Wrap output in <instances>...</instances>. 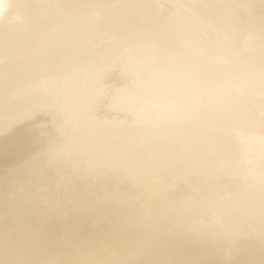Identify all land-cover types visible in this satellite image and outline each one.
Listing matches in <instances>:
<instances>
[{"label": "rangeland", "instance_id": "374dc122", "mask_svg": "<svg viewBox=\"0 0 264 264\" xmlns=\"http://www.w3.org/2000/svg\"><path fill=\"white\" fill-rule=\"evenodd\" d=\"M12 1L13 0H10L8 4L11 5ZM15 1H17V0H14V2ZM22 1H24L23 3H25V0H22ZM22 1L20 2V0H19L17 2L22 3ZM26 1L28 2V0H26ZM30 1H32V0H30ZM44 1H45V3H43ZM57 1L58 0H53V1L52 0H50V1L49 0H40V3H39V0H36L35 3L36 4L39 3L38 7L36 6L38 9L35 8L37 10H36V12L34 10L35 13L34 12L33 13H34V16L38 14L37 18H36L37 20L34 19V16L31 17L32 20L31 19L29 20L28 17H30V15L28 16V14L30 11L27 13L24 9V11L27 14L23 13L24 11L17 12L22 7H19L20 9H18V6H16L17 7L16 13H15V10H14V12L12 10V14L14 13L17 15L16 17H14V18H16L15 19L16 21H14V22L11 21V23L15 27H20L22 24V26L20 28H22L23 30L21 29L22 30L21 31V30H19V28H18V30L22 33L24 32V33L29 34V32H30L29 37L32 40L34 38V41H37V42H34V45L36 43L38 44L39 40H40V42H39V44H40L41 41L44 40V38L47 39L46 35H45V37H44V35L43 36H39V34L37 35V33H38L37 31L39 29H41V27L44 25V24L42 25L43 22H49L50 25L47 23L46 26H44L45 28L42 27V29L39 30L40 32L45 30V29H48V28L52 29L54 27V25L56 24V26H57V24L59 22H61V24H58V27L62 26V28L61 27L60 28L64 29V30H65V28L63 26L66 25V23H68V24L72 23L71 25H74L75 21L78 22V20L76 18L79 17V14L76 13L78 15V16H76V14L74 12L75 9L73 11V7L77 8L80 4H83V3H80V4L77 3L78 4L77 5L76 2H73L74 0L73 1L72 0H62V1L60 0L61 4H58V3H60V1H58V2ZM63 1H67L65 3H67V4L70 3V5L73 6L72 10H70L71 7L70 8L67 7V8H68V11L69 10L73 11L72 14L74 13L75 15L73 14V16H72L71 14H69L70 12H67V16H66V14H64V12L67 11V10H65L66 7H64V6H67V5ZM132 1L133 0H131L130 2L132 3ZM152 1H153L152 2V5H153L155 0H152ZM239 1H243V2H239ZM239 1L238 0H227L229 6L225 9L220 8L218 6V0H157V1H155L154 6H151V4H150L151 1L145 2L146 5L150 4V6H144V3H142L143 4L142 5V4H140L141 2L140 3L138 2L141 6L140 9H139V7H140L139 4L137 3L139 6L137 8L140 11L138 10L139 13L136 12L134 14L135 16H132V20L135 22V21H138L140 19L139 17H141L140 20L143 19V21L145 23H142L143 21L142 22L138 21L139 23L134 24V22L132 21L129 24L131 25L130 27H132L131 29H132L133 33H134L133 29H135V34H137V33L143 34L144 40H142L143 37L139 34L138 35L141 38H140V40H138L139 36L136 35V37L138 36L136 40L140 41L141 46L139 45L138 41H137L138 43L133 42L132 44H130L129 48H127V52H124V54L122 53V54L118 55V57L112 63H110L109 66L103 71L102 77L94 80L95 83L93 82L91 84L93 87L92 86H90L91 88L89 87V90H90L89 92L92 93V95H93V93H94V95L96 93H98L97 94L98 97L96 96L97 99L94 100V103H92L94 105V107H93V109L90 110V112H89L90 114L87 115V116L93 115L94 117H92V118L97 120L100 124L108 125V129L110 131H113L115 129L114 127H113L114 129H112V127L110 129L109 128L110 124H112V126H118L120 129V132H122V133L125 132L124 134L128 137V139H133L134 142L131 141L130 145H129V143L124 144V145L118 144L119 152H117V150H118L117 146L115 147V148H117V150L115 148H113L116 151L111 148V149H109L108 152H107V149H105V151L103 152L102 151L104 149L103 148L101 150L102 152L93 156V162L89 161L90 164H88L86 162V161H88V158H90V156L87 157L88 155H84L83 156L84 159H83L82 157L80 158L79 154H81V156H82L84 153H81L82 151L77 152L76 154L73 155V157L74 158L79 157L78 159L81 160L82 165L84 163L82 161V159L86 162L84 164H88V165H85V166H87L85 168V169H87L86 170L87 172H85L84 169L82 170V168L78 169L77 168L78 166H76L77 170H73V169L71 170L72 167L67 168L66 166H64V167L62 166L61 167L62 169L61 168L60 169H61V171H63L62 172L63 174L66 173L68 170H69L68 171L69 173H70V171H74V172H72L71 175L69 173L65 174V175L70 176V178L69 177L67 178V176H65V179L67 178L66 179L67 181H65L66 184H65V182L62 181L63 179L61 180L59 178V176L61 174L59 176H56L57 175L56 173L59 172V170H60V169H58L59 168L58 166L56 168L53 167L54 171L56 169L58 170V171H56V173H54V171H52V169L49 168V169H51L52 173H54L52 175L54 177L55 176L58 177L59 179L55 178V179H58L55 181H54V179H52L54 182H51V180H49L50 182L48 181L49 183H45V184H42L44 182L41 181V185L39 187H37V190H38V192H41L42 194H44V193L48 194L50 196L51 203L55 204V207H54V210L49 208L50 211L43 210V211L39 212V214L37 215L38 216L37 221H36V223H34L35 226L38 227L37 228L38 232H36V233H38L37 236L39 237V234H40L39 239L41 240L43 238L44 243L41 242V241H43V239L40 241L39 239H37L38 237L36 236V234H34L37 237L36 239L41 242L40 243L41 246L37 240L34 241L32 239H31L32 240L31 242H33V241L34 242L32 243V246L30 245V246H28V248L26 247V245H27L26 242L25 243L22 242L24 244V247H22L23 244H22V246L19 244V243H21V240L19 241L18 238H16V237L20 235V232H23L24 230H26L27 227L29 228L28 222H25L24 224L21 225V227H19L20 228L19 232L16 231L15 229L12 230L10 228L9 229L10 232L8 233V235H5V233L3 232L1 225H0V264H97V262L100 263L101 261L103 262V264H105L104 262H107L108 260H110V262H108L107 264H111V262H112V264H133L132 262L135 260V258H136L135 262H137L138 264L139 263H141V264H143V263L144 264H150V263L154 264V261L156 264H171L172 262L174 263V261L178 264H184V263L185 264H195V263L196 264H229V263H231V264H260L261 263L262 264V262L264 261V260H262L264 258L263 257L264 256V123H263L264 122V120H263L264 119V114H263L264 108L260 107L257 104H260V102H262L260 105L263 104L264 87H263V90L258 89V90H260V93L258 91V94L256 95L257 90H254V88H252V86L248 82L247 83L251 87H247L246 83H244L245 85L242 86V83L244 81L240 80V79H241V77H244L242 75H246L249 70L251 73L254 74V71H256L255 66L258 68L257 65L260 66V68L257 69V72L260 71L259 72L260 75H258L257 72L254 75H251V73L249 72L250 73L249 76H252V77L254 76L253 78L251 77V79L255 80L256 78H258V76H261L262 71L264 73V66L261 67V64L264 62V59H263L264 58L263 57L264 56L263 55L264 54V0H239ZM52 2H55V3H52ZM142 2H144V1H142ZM41 3L43 4V7H42ZM56 3L60 6H58ZM71 3H73V4H71ZM120 3H122V1H120L119 4ZM124 3L128 4V2L126 3V1H124ZM131 3H129V4H131ZM16 4L17 3L15 2V4H13V5L15 6ZM48 4H50L52 7ZM74 4H76L77 7L74 6ZM234 4H235V7H234ZM155 5H156V8L154 9L153 7H155ZM14 6H13V9H14ZM44 6H46V7H44ZM48 6H50L51 8ZM61 6H62V8H64L63 9L64 11L62 10ZM68 6H69V4H68ZM80 6H81V9H83V11H85L87 13V15L89 13H91L92 11H94L93 9L91 10L93 5L92 6L86 5L85 6V4H83V6L85 7V10H84V8H82V5H80ZM143 6H144V8H142ZM10 7H12V5ZM87 7H88L89 11L86 9ZM151 7L153 8V12L155 11V13H158V14L151 13L152 12ZM46 8L48 9V11H46V12H49V13L45 12V10H47ZM55 8H57L56 11L61 8L60 11L63 13H60V11L56 12ZM79 8L80 7H78L77 9H79ZM231 8H233L234 10ZM143 9H144V11L147 10L146 14H145V12L143 13ZM90 10H91V12H90ZM79 11H77V12H79ZM41 12L43 13V15H41L42 14ZM51 12H52V14L55 12L56 14L54 13L53 15H51ZM20 13L25 14L27 17H25L24 15L22 16ZM44 13L47 14V15L45 14L46 17L44 15ZM81 13H83V12H80V15H81L80 19H79L80 21L82 20L81 17L83 16ZM86 13H83L84 16L86 15ZM92 13H91V15H93ZM141 13H142L143 18L141 16ZM138 14H139V16H138ZM58 15H59V17H57ZM70 15H71V19H70ZM94 15L92 17L96 18L97 15H95V16ZM136 15L138 16V18ZM65 16L69 20H73V18L75 16V19H74L75 21L70 22L68 19H64V18H63L64 20L61 19V17H65ZM84 16H83V18L85 20H87V18H85ZM41 17L45 18V20L43 19V21H42ZM52 17L56 18V20L58 18L59 22H56V20H54V23H53ZM87 17H89V16H87ZM144 17H145V19H144ZM25 18H28V19L25 20ZM38 18H41V19H38ZM49 18H52V19H49ZM156 18H157V20H156ZM18 20L20 22H18ZM27 20H28V22H26ZM33 20H35V21H33ZM46 20H48V21H46ZM65 20L69 21V22H66ZM159 20H160V22H158ZM31 21H33V22H31ZM62 21H63V23H62ZM202 21L204 24L206 23L207 26L201 25L199 23ZM16 22H17V24H16ZM146 22L149 24H152L151 27H149V24H147ZM19 23H21V24H19ZM40 23H41V25H40ZM82 23L83 22L81 21L79 24H82ZM155 23H157V24H155ZM159 23L161 24V26L159 25ZM25 24H26V26H25ZM32 24H33L34 28L32 26H30ZM51 24H52V27H51ZM124 24H126V22L123 23L122 25H124ZM129 24L127 23V25H124L123 27H122V25H120V26L122 28H124L125 30H129L130 29V27L128 26ZM143 24L144 25L146 24L144 26V28L145 27L147 28V25L149 27V30H146V32L142 28ZM48 25H49V27H47ZM71 25H69V27H68V25H67V27L65 26L66 30L67 29L70 30ZM132 25H134V26H132ZM154 25L156 26V28ZM56 26L54 28L59 29L58 27L56 28ZM75 26H76V28L71 29V30L74 31V30L78 29L77 23L73 27H75ZM79 26H81V25H79ZM125 26H127L129 29L125 28ZM163 26H164V28H163ZM37 27H40V28L37 29ZM150 28L152 30L154 29L153 32ZM34 30H36V31H34ZM136 30H142V33L140 31L137 32ZM157 30L159 31L158 34H161L160 37L161 36L164 37V41H162L163 40L162 37L161 38L158 37ZM26 31H28V32H26ZM148 31H149V33H151V32L152 33L149 34ZM161 31H162V33H160ZM20 32H18V33H20ZM28 34H24V35L21 34L24 38H22L20 35V38L18 40L19 48L17 47L18 46V43H17L15 50L20 51V49H21L20 44L21 43L25 44L24 40H26L28 38ZM145 34L147 36L148 35L154 36V37L148 36L149 39L146 38L147 41L152 40L149 43H154L155 41H158V42H155L154 44L155 45H156V43L159 44L158 45L159 47H161V46L163 47L164 46L163 44H165V46L163 47V50H160L162 48H160V49L158 48L159 52L160 53L162 52V55H160V53H156L158 55H155V54L153 55L152 53H150L151 56L149 57L150 60H151V58H154V57H156V58L159 57V58H157L159 60L162 58V60L164 59L163 61L167 60L166 64H164V62L161 60H160L161 61V63H160L159 60H157L155 58H154V60L158 61V63L156 61L153 62L154 61L153 59L151 60L154 63L153 64L151 62V65L153 64L155 66V68L157 66L156 69H154V67H153V71L158 70V67H160L158 64H160L162 66L164 64V66H166V70H168V72H166L164 70L165 69L164 66L163 67L161 66L159 71L164 70V72H166V73L162 74L161 72L158 71L157 72L158 78L160 76L159 79L157 78V73L154 72V74H156V75L153 76L154 74H153L152 70H150L152 67H149V68L145 67L144 68V66L147 64V62L146 63L144 62L145 65L142 62L143 56H144V58L149 56V55H146V53L148 51L146 52L143 48L145 45H142L143 42L146 40ZM31 35H33V36H31ZM156 36L159 39L157 38V40H155ZM25 37H26V39H25ZM35 38H37V40H35ZM153 38H154V40H153ZM20 39L21 40L23 39V42ZM85 40L84 39L81 40L80 44L82 45V47L84 46L83 48H85L87 50L88 49L87 44H84ZM87 40L85 43L89 42L88 45L90 44V46L94 43V42L90 43L91 41H87ZM96 40H98V39H96ZM107 40H109V38ZM159 40L161 41L162 45L159 43L160 42ZM20 41H21V43H20ZM42 43H44V42L42 41ZM136 43L140 47H138ZM144 43H148V42H144ZM166 44L168 45L167 48H165ZM23 45H21V47ZM95 45H96V48H98L99 41H98V44L96 41ZM169 45H171V46H169ZM93 46L94 45L91 46L92 48L90 47L91 48L90 50H94ZM158 46H155V47L157 48ZM172 46H173V48H172ZM155 47H154V49H156ZM169 47H171V48H169ZM14 48H15V46H14ZM23 48H25V45L23 46ZM164 48H165V50L168 49L167 51L170 50L169 52H172L171 54L169 53L170 56L168 55V52L164 50ZM158 49H156V50H158ZM179 49H181V50H179ZM36 50H33V51H36ZM37 51L34 53L37 54ZM14 52H17V51H14ZM165 52L168 55L167 57L177 58L176 60L173 58L175 61L173 59H170L172 62H175V67L172 66V63L169 60V58L167 59ZM1 53L2 52H0V58L1 57H3V58L0 59V70L4 69L3 71H5V68L7 67V65L16 66V67H19V69H21V67L23 66V62H22L21 57H19L18 59L16 58L17 59L16 60L12 56H10V54L5 55V54H3V53L1 54ZM34 53L31 52V54H33V56H34ZM132 53H134L133 57L131 56V55H133ZM181 53H182V55H181ZM31 54L29 55V57L32 56ZM136 54H138V57L139 56L140 57L138 58ZM143 54H145V55H143ZM163 55H165V56H163ZM259 56H260V58H259ZM129 57H131L132 59L135 58V60L138 61L137 62L138 64L142 63L140 65L141 66L143 65L142 66L143 68L140 65H139L140 68L139 67L137 68V66H138L137 64L129 62V61H132V60H130L131 58H129ZM136 57L138 59H141V61L138 60ZM178 57H180L179 59H181V60H178ZM186 57H188V58H186ZM250 57H252V58H250ZM253 57H255V58H253ZM34 58H32V59H34ZM240 58H241V60H240ZM247 58H249V60H254V62L257 59L256 60L257 62H255L256 65L254 63H252L253 61L251 62L248 60V62L250 63L249 64L247 62ZM186 59L188 61H186ZM258 59L260 62L258 61ZM34 60H35L34 62L37 61V63H39L38 58H37V60L36 59H34ZM146 60L149 61L148 58ZM11 61H12V63H11ZM176 61L179 62L178 65H177ZM162 62H163V64H162ZM187 62H189V65ZM236 62H238V63H236ZM155 63H156V65H155ZM191 63L193 64V66L190 65ZM194 63H196V64H194ZM239 63H240V65H239ZM247 63H248V65H247ZM133 64L135 65V67L132 66ZM182 64H184L185 69L183 68ZM176 65L177 66L180 65L178 67V69L182 68L183 70H185L184 72H186V73L185 74H184V72L179 73V70H177ZM147 66H149V64ZM194 66H196V68L197 67L198 68L196 69ZM237 66H239V67H237ZM246 67L249 68V70L247 69V72L245 70ZM253 67L255 68V70ZM135 68L139 69L137 72V75L134 72ZM161 68H164V69H161ZM167 68H170L171 70L169 71V69H167ZM175 68H176V70H175L176 73L173 70ZM239 68L240 69L243 68L244 70L241 69V71L242 72L244 71L246 74L245 73L241 74L242 72L240 71ZM251 68H253V69H251ZM144 69L150 70L149 71L150 73ZM182 69H180V71ZM199 69H200V71H199ZM193 70H198V71H196V73L199 72L200 75L199 76L196 75L195 71L193 73L192 72ZM235 70L238 73L236 75H235V73H236ZM3 71H0V74ZM14 71H15V69L13 70V72ZM171 71H172V73H170ZM187 72H190V73H187ZM4 73L1 74L0 80L2 78L3 81L0 82V84H2L3 82L5 83V80L3 79L4 76H2ZM181 73H182V76L183 75H185V76L181 77ZM191 74L197 76V78H196V76H194L196 84H194L195 81L192 80L194 88L198 87V85H197V84H199V81L197 82L198 77L200 80V84L202 85V86L201 85H199V86H201L202 88L198 87L200 89L195 88V90L193 88H191L192 91H191V89L186 88L187 80L190 79L189 77L191 76ZM32 76H33L32 68H30V67L25 68L24 72L21 75V77L25 78L26 80L31 79ZM186 76H189V77L187 78ZM211 76L213 77V80H212ZM263 76H264V74H262V77ZM21 77H18V78L21 79ZM180 77H181L182 81H181ZM185 77H186V79H185ZM208 77H209V79H208ZM210 77H211V79H210ZM233 77L235 78V80ZM262 77H261V79H264ZM18 78L16 77V80L13 79V81H11V83H10L11 85H13V89L11 88V85L9 86L8 91H10V93H13V95H16L17 93H19L18 90H16V91L14 90L15 89L14 86L18 85L17 84L19 81V80H17ZM153 78H157L158 80L154 81L155 79H153ZM183 78L185 80H183ZM202 78H204V79H202ZM248 79H249V81L251 80L250 78H248ZM258 79H260V77ZM201 80L202 81L206 80L205 81L206 83H203ZM209 80L210 81L215 80L214 82L217 83V87L215 88L216 84L214 86L213 82H212L213 85L210 84V82H208ZM231 80H233V82H236V83L233 84L231 82ZM239 81L242 83H240ZM251 81H250V83H251ZM262 81L260 83L263 84L264 81L263 82ZM189 82H191V81L188 80V83ZM237 82H238V85L241 84L240 87L241 86L242 87L246 86V87L244 89L241 87L242 90H240L238 88L240 90V92L243 93L242 95H240V92L237 89H235L236 93H237V97H236V95H231V93H233V94H236V93L233 92L234 91L233 89L235 87L233 89H231L230 83H231V85L234 86L235 84H237ZM181 83L186 84V85H182ZM218 84H219V86H223L224 90H222L223 89L222 87L218 88L219 87ZM5 85H7V84L5 83L3 86L5 87ZM188 85H190V86H188ZM188 85H187V87H192L191 86L192 84H188ZM211 85L214 87H212ZM0 86H2V85H0ZM151 86H152V88H151ZM205 86H207V88ZM210 86L212 88H214V90L212 88H211L212 91L209 90ZM99 87H100V89L102 88L101 90H103V91H100V93H99V90L98 91L95 90V92L93 91L95 88L99 89ZM133 87L134 88L136 87V88L134 89ZM176 87H178L179 89ZM182 87H185V90L188 89V92H190V91L191 92L188 93L187 91H185V92H187V94H184ZM260 87H262V86H260ZM1 88H3V87H0V89ZM124 88L125 89L129 88L130 90H132V88H133L135 91H137L138 92V93L136 92L137 98L134 99V97L133 98L128 97L125 94L121 97H118V95H117L118 93L115 90L121 89V91H122V90H124ZM250 88H252V90ZM4 89H2V92H3L2 95L3 96L0 94L1 95L0 97L4 98V96H5V98H7L9 102H10V100H12L14 102H16L18 100V98H16V97H11V98H13V99H11L9 96L10 93H8V95H7V93L5 94L4 92H7V91ZM196 89H198V92H199V90L204 89L203 91L207 90L206 91L207 94H208V92H211V93H209L210 95L209 94L205 95L206 93L204 94V92H203L202 94H204V95L202 96V95H199V94H201V92L198 93L196 91ZM215 89H217L219 92L221 90L223 92H225V90H226L227 92H225L226 93L225 95L230 96L231 99L234 98L233 101H231V99L228 96L227 97L229 99L224 97L225 95L223 92L216 94L217 91ZM230 89H231V91H229ZM13 90H14V92H13ZM195 91H196V93H194ZM252 91L253 92L256 91L254 94L256 96V98L253 95ZM85 92H87L86 95L89 97L90 93L88 92V90ZM212 92H213V94H212ZM0 93H1V91H0ZM192 93L194 94V97H198V95H199L198 101H197V98H195V99L192 98L193 97ZM211 94H212V97L214 96L213 98H211ZM250 94L253 96H251ZM86 95H84L85 98H83L84 96L82 97L83 101L86 100V98H87ZM157 95L160 97L162 96L163 97L162 99L163 100L166 99L167 102H169L171 100V102H169L168 104L166 101H164L165 106H164L163 102L161 103L163 105H160V107L164 106L163 110H164L165 114L164 113L162 114V107L159 108L156 106V103L158 101L159 102L162 101V100H157L158 99ZM184 95H185V97H184ZM216 95H218V96L220 95L222 97L219 98ZM200 96L203 100L200 98ZM239 96H240L241 101L243 99L244 101H246V103L241 102L238 98ZM247 96L253 97L254 99H252V98L246 99ZM259 96H261V97H259ZM114 97H115V99H114ZM14 98H16V99H14ZM154 98H157V99L154 100ZM214 98H215V100H214ZM223 98L224 99L226 98V100H223ZM87 99H89V98H87ZM149 99H150V101H149ZM3 100L4 99H2V101H0L1 102L0 106H1V104H3ZM195 100H196L197 104H195ZM253 100H256V102H253L254 104H251V102ZM257 100H259L260 102ZM6 101L7 100H5V103L3 104V105H5L7 103V106H5V109H7L6 107H8L10 105V104H8L9 102L8 101L6 102ZM77 101H81V98H78ZM83 101H81V103H84V102L86 103V101H88V100H86L84 102ZM202 101L204 102V104L202 103ZM239 101H240V103H239ZM14 102H12V103H14ZM141 102H142V104H141ZM144 102L145 103L148 102L147 103L148 105L152 104L151 107L148 108V105H147L146 107L143 106L144 108H142L141 106L143 104H145ZM193 102H194L195 108H196L194 110L190 109L191 106L193 105ZM223 102L226 104L228 103L227 106ZM78 103H80V102H78ZM113 103H114V105H113ZM231 103H234V104H231ZM247 103H249V104H247ZM255 103H256V105H255ZM39 104L40 103H38V104L36 103L35 104L36 106L35 105L34 106H28V107H30L29 108L30 110L27 109V107H26L25 112H24V110H21L22 113L20 112L21 107L17 108V106L13 107L12 109H10L8 111H6L5 109L0 111V123L3 124L6 121L7 122L6 124H8V122H9V124H11V122H12V124L6 130H4L3 132L0 133V179H1L0 184L1 185L3 182L7 183V182L11 181V178H13L12 173L14 172V170H16V172L18 171L17 167L21 170L20 165L22 167L25 163L30 164L31 161L35 160L32 158H34L35 156L37 157L40 153H42L41 155H39V158L37 157L38 159H40L43 155L45 156V154H46L45 152L47 149H49L50 146H52V145L54 146L58 142L63 141L64 136H65L63 129L67 128L66 125H68V128L69 129L71 128L70 130H72V129H74V127H76L77 124H79L78 121L80 122V120H82L84 118L82 114L76 113L75 116H71L70 118L65 119L64 117L63 118L61 117L62 114H60V113L57 114L56 112L51 111V110H53L51 108H50L51 110L47 109L49 105L47 106V108H45L46 104L44 103L45 105L44 104L43 105L45 107L43 106L44 108H42L41 107L42 105L41 104L39 105ZM76 104H77V102H76ZM139 104H141V105H139ZM242 104H244L245 106ZM179 105H181V106H179ZM188 105H189V107H187ZM218 105L219 106L223 105L227 109H223L224 107L221 106V108H220L221 111H219ZM228 105H229V109H228ZM233 105H235V106H233ZM248 105L249 106L251 105L250 107H252L253 105L258 106L262 110L259 109L258 107H256V108H258L259 111H257L256 108H254V109L252 108L253 109L252 110L251 108H249ZM153 106H155L154 109L152 108ZM170 106H172V107L170 108ZM217 106H218V108H217ZM239 106L241 107V109L239 108ZM243 106H244V109L242 108ZM35 107H37V108H35ZM208 107H210V108H208ZM233 107H236L235 108L236 113L234 111H233V113L229 112L231 109H233ZM246 107H248L249 109H246ZM2 108H4V106ZM132 108L136 113L132 110ZM136 108L138 110H136ZM147 108H148V110H146ZM211 108L214 109V111L213 110L211 111ZM126 109H127V111H126ZM142 109H144L143 111L145 114L142 113L143 112ZM149 109H151V111ZM155 109H157V110H155ZM165 109H166V111H165ZM169 109H170V111H169ZM200 109H201V111H200ZM207 109H209V110L207 111ZM222 109L226 112L228 110L229 111L227 113L223 112V113L218 115L219 112L223 111ZM18 110H19V112H18ZM177 110L179 112H177ZM187 110H188V112H189V110L191 111V113H189V115L190 114H197V116H198V112H199V116H200L202 113V115L200 116L199 119L204 117L205 120L203 119V123L201 120H200V122L197 123L198 118H195V119L189 118ZM216 110L219 112L217 113ZM237 110H242L245 112L241 113L242 112L241 111L240 115L242 114V116L239 117V113ZM254 110L256 111V113L254 112ZM154 111L160 112V115L161 114L163 115V116H161V118L163 117L164 120L169 121V122L165 121V122H167L166 123L167 125L164 124L166 127L158 128L157 131H156V129L150 130V129H152V125L154 124V122H152L153 124L151 125L150 118L152 116H154L155 114H157ZM183 111H184V113H183ZM209 111H210V113L211 112L213 113V116H212V113L211 114L209 113ZM251 111H253V112H251ZM1 112H3V113H1ZM17 112L20 115L21 114L24 115V113H26V114H25V116L21 115V117H23V119H22V118L18 117L19 114H17ZM166 112H167V115H166ZM203 112H204V115H203ZM51 113L52 114L56 113V114H54V116H53ZM134 113H135V116H134ZM146 113H148V114H146ZM234 113H235V115L238 113L237 117L234 115L235 119L236 118L237 119L240 118V119H238V120L236 119V121H234V117H233V115H231ZM247 113L249 114V116ZM253 113H255V114H253ZM10 114L12 116H10ZM83 114H84V112H83ZM137 114H140V115H137ZM174 114H175V116H174ZM183 114H184V116H182ZM256 114H258V116H255ZM13 115H16L19 118V120L17 119L16 116H13ZM55 115H57V116H55ZM150 115H152V116H150ZM215 115H217V116H215ZM58 116H60L63 119V120L60 119V121L64 122L63 124L66 123L65 124L66 127L61 125V124L59 125L58 118H60V117H58ZM181 116L184 119H182ZM14 117H15L16 121L13 120ZM54 117L56 120L54 119ZM81 117H83V118H81ZM207 117H210L211 119L207 118ZM223 117L226 118L227 120L224 119ZM242 117H243V119H242ZM251 117H252V119H251ZM253 117H256L255 119H257V120H255ZM140 118H142V119H140ZM179 118H181V119H179ZM230 118L233 120H231ZM244 118H245V120H244ZM196 119H197V121H196ZM258 119H259V121H258ZM178 120H180V121H178ZM184 120L186 121V123L184 122ZM193 120H195V121H193ZM208 120H209V122H208ZM230 120H231V122H230ZM240 120H243V121H240ZM252 120L253 121L255 120L254 121L255 123L252 122ZM205 121L208 123H204ZM247 121H249L250 123L249 122L247 123ZM108 122H109V124H108ZM182 122H184V123L182 124ZM194 122H196L197 124L200 123L202 126L200 125L199 128H198V126L196 128V126H195V125H197L196 123L194 126H192V123H194ZM236 122L239 123V125ZM243 122H244V124H242ZM146 123H147V125H146ZM187 123L188 124L190 123L191 125H188ZM56 124H57V127H56ZM179 124L184 125L183 127L188 125V126H190V129L191 128H193V129L190 132V130L188 129L189 127L186 126L187 128H183L182 126H180L181 127L180 128ZM5 125H2V127H0V129L3 128ZM203 125H205V126H203ZM0 126H1V124H0ZM105 127H107V126H105ZM145 127H147L148 129ZM149 127H150V129H149ZM167 128H168V130H167ZM179 128L183 129V130L187 129L188 131L182 132V130H180ZM75 129L73 131H75ZM126 129H127V131H126ZM161 129H162V131H161ZM230 129L233 131H231ZM61 131H62V133H61ZM196 131L197 132L200 131L198 133V135L196 134L197 136L194 133ZM202 131H203V133H202ZM174 132H175V135H174ZM124 134H122V135L120 134L118 136H124ZM181 135L184 136V138ZM185 135H186V137H185ZM129 136H131V137H129ZM141 137H142V141H141ZM189 137L191 138V140ZM200 137H201V140H200ZM202 137H203V139H202ZM256 138L257 139L259 138V139L256 140ZM150 140L153 143L150 142ZM192 140H194V142ZM204 140H205V143H204ZM147 141L150 143V145H149V143H147ZM186 141H187V143H186ZM220 141H222V142H220ZM195 142H199V143L194 144ZM144 143H147V144H144ZM190 143L193 144V146ZM201 143H202V146H201ZM226 144H227V147H230V149L228 148L229 150L227 149L226 146H224ZM127 145H129L128 149H126ZM194 145H196V146H194ZM164 147H166V149ZM216 147H217V149H216ZM131 148H132V150H131ZM163 149H165V150H163ZM173 149H175L174 152H173ZM231 149H233L235 151H233ZM192 150H194V151H192ZM114 151H115V153L117 152L116 153L117 155L114 153ZM109 152H110L111 156H110ZM180 152H181V154L179 155ZM43 153H45V154H43ZM119 153H121V154H119ZM130 153H134L132 155L133 156L136 155L137 159H136V156L133 157V156H131ZM139 153H141L145 156H143ZM124 154H125V156H124ZM186 154H188L189 157H187ZM119 155H121V156H119ZM146 156L148 157V160H149L148 163L149 164L147 163V159H146L147 157ZM110 157H112L111 160H110ZM128 157H132V159L131 158L129 159ZM144 157H146V158H144ZM162 157L164 159H162ZM177 157H179V158H177ZM96 158L98 161L96 160ZM203 158L206 159V161L204 160L205 162L204 161L202 162ZM233 158H235V159H233ZM101 159L104 160V162ZM127 159H129V160H127ZM225 159H229L228 162H227V160L225 161ZM112 160H113V162H112ZM119 160H122V161H119ZM138 160H140V161H138ZM193 161H194V163H193ZM79 162L80 161H78V163ZM117 162H119V163H117ZM126 162L129 163V165ZM199 162H202V163L200 164ZM78 163H77V165H78ZM109 163H110V165H109ZM130 163L133 166L131 165V167H130ZM152 163L154 166L151 165ZM158 163H159V165L156 166ZM195 163L198 164V167L196 166L197 164H195ZM203 163H205V164L209 163V164L205 165ZM226 163H228V164H226ZM27 165L26 164L24 165L25 167H23V170H24V168H26ZM91 165L92 166L94 165V166L92 167ZM202 165L205 167V170H204V167ZM231 165H233V166H231ZM100 166H102V168ZM116 166L118 168H116ZM138 166H140V167L142 166V167L138 168ZM226 166H228V167H226ZM65 167L68 170H66ZM68 167H70V166H68ZM90 167L92 169H90ZM119 167L121 169H119ZM145 167H147L149 170L152 167L153 168L155 167L154 169L152 168L154 170V173H152L153 172L152 169L150 170V172L147 173L146 171H148V170H146ZM156 167H159V168L156 169ZM201 168L203 169V171L201 170ZM213 168H215V169H213ZM231 168H233V169H231ZM126 169L128 170V172ZM194 169H197L198 172H197V170H194ZM135 170H136V173L134 172ZM49 171L47 174H50ZM129 171H131V172H129ZM132 171H133V174H132ZM10 172H12V173L10 174ZM123 172H125V173H123ZM205 172L208 174H206ZM32 173H31V175H32ZM92 173H94V174H92ZM137 173H138V175H136ZM192 173H198V175L199 174L200 175L198 176L197 174H194V176H191V175H193ZM210 173L212 174V177H211ZM235 173L236 174L239 173V174L236 175ZM63 174L61 176H63ZM7 175H9V176L11 175L10 181H8L9 177L6 178ZM149 175H151V176H149ZM173 175H175L174 178H173ZM53 176H51V178ZM204 176H206V177H204ZM3 177H5L7 180L6 179L2 180ZM190 177H192L193 179ZM199 177H200V179H199ZM202 177H204V178L202 179ZM209 177H210V179H209ZM223 177H225V178H223ZM177 178H178V180H177ZM218 178H219V180H218ZM149 179H151V180H149ZM205 179L208 181L204 182ZM59 180H61L63 183ZM199 180H203V181H199ZM141 181L143 182L142 184H141ZM146 181L152 183V186H151L152 188L150 191H146L145 195L144 194L142 195L140 193V188H142L148 184V182H146ZM45 182H47V181H45ZM202 182H203V184H202ZM209 182H212L214 185L212 183H209ZM233 182L236 183V185ZM59 183H60V185H59ZM190 183L192 184V186ZM231 184H233L234 186H232ZM77 185H78V187H81V188L86 187L89 189L85 190L83 193L77 192ZM173 185H175L176 187L175 188L173 187V189L171 190L170 187ZM215 185H217V187ZM237 186L239 189L237 188ZM111 188L114 191H111L112 190ZM236 188H237V190H235ZM169 189H170L171 193H170ZM167 190H168V192L166 193L167 196H165L163 199H159L158 200L159 204L155 208H152L153 206L150 207L151 204L149 207L152 209H150L149 207H147V208L144 207L146 205L142 206L141 203L147 204L148 202H150V201H148V202L144 201L143 202V198L146 201L148 200V197H147V199H145L147 195H153L156 193H160V191L164 192ZM178 190L180 191L179 192L180 194H178ZM242 190H243V193H242ZM172 191H175L176 193H174ZM235 191H237V192H235ZM206 192H208V193H206ZM34 193H36V192H34ZM181 193H182V197H180ZM250 193H252V194L250 195ZM171 194L174 195L171 198V200L172 199L176 200L178 197L179 198L175 202H171V200L168 199L169 196H172ZM85 195H87L86 199L84 197ZM177 195H178V197H177ZM202 195L204 196L205 199L202 197ZM64 196H65V199H64ZM200 196H201V198H200ZM38 197L40 199V194H38ZM258 197L261 199H259ZM41 198H43L42 195H41ZM136 198H137V200H136V202H134V200ZM255 198H257V199H255ZM62 199H64L66 202L65 203L61 202ZM73 199H74V201L79 200V202H77L75 204V206L71 205ZM118 199H119V201H118ZM203 199L205 202L203 201ZM102 200H104V201H102ZM98 201L100 202V205L103 204L105 201H108L107 204L105 202V204L107 206H105V204L101 205V206H105V209H106V210L104 209L106 211V213L103 212V215H101V216L100 215L95 216L92 214L87 215V213L82 211V206L85 205L86 203H88L90 206H93V205H96L98 203ZM197 201L198 202L200 201V203H198ZM215 201H217V202H215ZM249 201H251V203ZM131 202L132 203L134 202L133 207H132ZM92 203H95V204H92ZM249 203L252 205L250 206ZM126 204H129V205L131 204L130 206L129 205L128 206H129V208L131 207V209L132 208L134 209V210L133 209L132 210L136 214V217L133 219L131 218L132 220H130V221H125L124 218H123V220H122V218H120L121 220H119V219L115 220L112 217V214H110L112 209H115L116 207L117 208L119 207V209H120L121 207H124L123 205H125V207L127 208L128 206ZM204 204H206V205H204ZM46 205H48V203H46L44 206H46ZM182 206H183V208H182ZM250 207H251V209H250ZM252 207H253V209H252ZM0 209H1V207H0ZM135 209L137 210V212ZM170 209H172V210H170ZM177 210H178V212H177ZM226 210L227 211L229 210V212H227ZM230 210L233 211L235 217L239 216L240 218L239 217H236V218L237 219L239 218L240 220L239 219L237 220L234 216H231V214H233V213H231ZM256 210H258V212ZM174 211H176V212H174ZM203 211H206L207 214H206V212H203ZM1 212H2V209H1ZM3 212L5 214V210H3ZM156 212H157V214L160 215V216H158L160 218H161V214L167 213L166 215H168V219H170L169 221L171 223L173 221H175V223L173 222L171 224L168 221L165 226L161 225L159 222L160 220L157 221V219H159V218L156 216L157 215ZM236 213H238L239 215L238 214L235 215ZM0 214L3 217L2 218L3 220L1 219L0 223H2V221H4V220L5 221H7L8 219L10 220V218L8 217V214H9L8 212H6L7 215H5V216H3L4 214H2V213H0ZM149 215L151 218L149 217ZM154 215L157 218H155ZM6 216L8 217V219ZM148 217L151 220L147 219ZM153 218L156 219L153 222L157 221V222H159L160 225L158 223H157L158 225H156L155 223L151 222ZM231 219H233V220H231ZM148 220L150 221V223ZM50 221H52V222H50ZM146 221H148V223H149V224L147 223L148 225L146 224ZM176 223H177V225H176ZM14 224H15V220H11L8 223L9 226L14 225ZM154 224H155L156 228H155ZM84 225H86V226H84ZM124 225H126V227H123ZM5 226H7V224H5ZM78 226H79V228H81L80 226H83L82 228H84V229H85V227L87 229L89 227V232L87 230H85V232L84 231L82 232L81 231L82 228L78 230ZM90 226L92 229L90 228ZM174 226H175V228H174ZM167 227H169V229L174 228V230H179V228H180L179 231L181 233H186L189 230H191V233H193L195 235L197 234L198 237L203 236L202 238L205 237V239H206V236L207 237L209 236L210 240L213 238V241H214V239L219 238L220 236H223L228 240H226V242H222L223 244L222 243H220L219 245L217 244L216 247L212 246V245L210 246L209 244L207 245L206 243H205L206 246H203L204 245V244H202L203 242H201L199 244L200 240H197V241H194V243L196 242V246H201V244H202L203 247L202 246L196 247L199 250L196 249L195 247H194L195 248V250H194L192 247L193 250H191L190 249L191 247L189 245L190 243L188 244V246H186L187 243L180 241L179 236L172 235L173 234L172 232H174L173 229L170 230L169 232H167ZM44 228H46V229H44ZM47 230H49V231L52 230V233L47 231ZM79 231H81V232H79ZM222 231L224 233H222ZM46 232L48 233L47 235H46ZM14 238H16L17 241H19V243L17 242L18 245L14 244V242L16 243ZM33 239H35V237ZM45 239H47L48 242ZM13 240H14V242H13ZM231 240H233V241L235 240L234 241L235 243H239L243 246L245 245V246L249 247L251 245L250 247H252L253 250L256 252V254H255L256 256L254 255L255 258L253 259V257H250V256H244V257H247V258H244L243 256H240L239 254H237L235 252H230V250L228 251L229 248H228V244H226V243L234 244L233 241H231ZM45 241H46V243H45ZM31 242L28 243V245L31 244ZM33 244H35L36 246H37V244H39L38 245L39 248H37L38 246L36 247L38 250L35 249V245L33 246ZM45 244H47L48 246H46V248L43 249V246L45 247ZM154 246H155V248H154ZM29 247H31V248H29ZM172 247H173V249H172ZM186 247H188V248H186ZM40 248L42 250H40ZM164 248H165V253H164ZM118 250H120V252ZM201 251H203V252H201ZM258 252H260L261 254L260 253L257 254ZM92 253H93V255H92ZM174 253L179 254L180 257L178 256L175 258V256H177V255H174ZM138 254H140L142 257ZM137 255L140 256L141 258L138 257ZM257 255H259V256H257ZM228 256H230V257H228ZM133 257H135V258H133ZM191 257H193V259H191ZM137 258H139L141 260H138ZM163 258L166 260H163ZM179 258H181V259H179ZM187 259H188V261H187ZM257 259L259 261H261V260L262 261L259 262ZM169 260L171 261V263ZM263 264H264V262H263Z\"/></svg>", "mask_w": 264, "mask_h": 264}, {"label": "bare ground", "instance_id": "6f19581e", "mask_svg": "<svg viewBox=\"0 0 264 264\" xmlns=\"http://www.w3.org/2000/svg\"><path fill=\"white\" fill-rule=\"evenodd\" d=\"M9 1L10 0H0V52H2L3 54H5V55H9L10 54V56H12L14 59H18L19 57H21L22 58V62H23V68L21 67V69H19V67H16V66H9V65H7V67L5 68V71H3L4 69H2V70H0V71H3L2 73H4L2 76H4L3 77V79L5 80V83L7 84V85H5V87L3 86L5 83L3 82L2 84H0V85H2V86H0V87H3V88H1L0 89V91H1V95L3 94V92H2V89H4V90H6L7 92H4L5 94L7 93V95H8V93H10V91H8L9 90V86L11 85L10 83H11V81H13V79H15L16 80V77L18 78V77H21V75H22V73L24 72V70H25V68H32V74H33V76L31 77V79H28V80H26L25 78H23V77H21V79H17V80H19L18 81V85H16V86H14L15 87V91L16 90H18L19 91V93H17L16 95H13V93H10V98L11 97H16V98H18V100L16 101V102H14V101H12V100H10V102L8 101V99L7 98H5V96H4V98H2V97H0V99L2 98V99H4L3 100V104L5 103V100H7L9 103L8 104H10L8 107H6L7 109H5V106H7V103L5 104V105H3V104H1V106H0V111L1 110H6V111H8V110H10V109H12L13 107H16L17 106V108L18 107H21V109H20V112H21V110H24V112H25V108L27 107V109H29L30 107H28V106H34L36 103L38 104V103H40L42 106V108H44L45 106V108H47V106H48V108L47 109H53V110H51V111H54V112H56L57 114L58 113H60V114H62L61 115V117L63 118H65V119H67V118H70L71 116H75L76 115V113L77 114H82L83 115V117H81V118H83L82 120H80V122L78 121V123L79 124H77L76 125V127H74V129H75V131H73L74 129H72V130H70L69 128H68V125H66L67 126V128H65V129H63V132H64V134H65V136H64V140L63 141H60V142H58L56 145H52V146H50L49 147V149H47L46 150V154L45 153H43V154H45V156L43 155L40 159H38L39 158V155H41L42 153H40L37 157L35 156L34 158H32V159H35L34 161H31V163L30 164H28V163H25L27 166H26V168H24V170H23V167H25L24 165L21 167V165H20V168H21V170L17 167V172H16V170H14V174L12 173V172H10V174L12 173V177L13 178H11V181H10V177H11V175L9 176V175H7L6 176V178L7 177H9V179H8V181H10V182H7V183H2V185L0 186V207H1V209H2V212H1V209H0V213H2V214H4V212H3V210H5V214L3 215V216H5V215H7L6 214V212H8L9 214H8V217L10 218V220L8 219V217H7V221H2V223H0V225H1V228H2V230H3V232L5 233V235H8V233L10 232V228L13 230V229H15L16 231H18L19 232V227H21V225L22 224H24L25 222H28V226H29V228L27 227V229L26 230H24L23 232H20V235L19 236H17L16 238H18V240L20 241L21 240V243H19V241H17V239L16 238H14L15 239V241H16V243L14 242V240H13V242H14V244H17L18 245V243L22 246V244L23 243H27V245H26V247L28 248V246H32V243L35 241V240H37V239H39L40 238V234H39V237L37 236V234L38 233H36V232H38V230H37V226H35V224L34 223H36V221H37V218H38V214H39V212H41V211H43V210H46V211H50V209L49 208H51V209H53L54 210V207H55V204H53V203H51V200H50V196L48 195V194H42L41 192H38V190H37V187H39L40 185H41V181L42 182H44V183H42V184H45V183H49L50 181L49 180H51V182H54L55 180H58L59 178L63 181V182H65V181H67L66 179L69 177L70 178V176H68V175H65L66 173H69L68 171V169L67 168H71V170L73 169V170H77V168L79 169V168H82V170L84 169V171L85 172H87L86 170L87 169H85L87 166H85V165H88V164H90V162H93V156H95V155H97L98 153H100V152H104L105 151V149H107V152L109 151V149H113V148H115L116 146H117V148H118V144H127V143H129V145H130V142L131 141H133V139H128V137L124 134V133H122V132H120V129H119V127L118 126H112V124H110L109 125V128L111 129V127H112V129H114L113 131H110L109 129H108V125H103V124H100L97 120H95L94 118H92V117H94L93 115L91 116H87L88 114H90L89 112H90V110L91 109H93V107H94V105L92 104V103H94V100H96L97 99V97H98V93H96L95 95H94V93H93V95H92V93H90L89 91V87L90 86H92L91 84L94 82V80L95 79H98V78H100V77H102V75H103V71L109 66V64L110 63H112L117 57H118V55H120V54H124V52H127V48H129V45L130 44H132L133 42H137L138 40H140V36L139 35H141L142 37H143V34H140V33H137V34H135V29H133V31H134V33L132 32V27H130L131 25L129 24V23H131L133 20H132V16H135L134 14L136 13V12H138L139 13V9L141 8V6H140V4H142V3H144V6H150V4H151V6H154V4H155V1H157V0H155L154 1V4L152 5V0H133L132 1V3L130 2L131 0H72L73 2H76V4L78 3V4H80V3H83V4H85V6L86 5H93L92 6V8H91V10L93 9L94 11H92L91 12V10H90V12L94 15H97L96 16V18H94V17H92L93 15H91V13H89L88 15H87V13L85 12V11H83V9H81V6L80 5H82V8H84V10H85V7L83 6V4H80L78 7H80L79 9H77L78 7H77V5L76 4H74V6H76L77 8H74L72 5H70V3H68L69 4V6H68V4L67 3H65V2H67V1H63L67 6H64V7H66L65 8V10H67V11H65L64 12V14H66V16H67V12H70L69 14H71L72 16H73V14H72V12L74 11V9H75V14L76 13H78L79 14V17L78 18H76L77 20H78V22L80 21L79 19H80V12H83V13H86V15L87 16H89V17H87L86 15L84 16V14L83 13H81L85 18H87V20H85L84 18H83V16L81 17V21L83 22L82 24H79L78 22H76L74 19H75V16H74V18H73V20H69L66 16L65 17H61V19H68L70 22L72 21H75L74 23L76 24L77 23V26H78V29H76V30H71V29H74V28H76V26L75 27H73L74 25H71V24H68V23H66V25H64L63 27L65 28V30L64 29H61L62 28V26H60V27H58V24H61V22H59V20H58V18H57V20H56V18H53V23H54V20H56V22H59L58 24H57V26H56V24L54 25V27L56 26V28L58 27L59 29H55L54 27L52 28V29H45V30H43V31H39V30H41L42 29V27L43 28H45L44 26H46V24L48 23L49 24V22H43L42 23V27H41V29H39L36 33H37V35L39 34V36H43L44 35V37H45V35L47 36V39L46 38H44V40H42L44 43H42V41H41V45L39 44V42H40V40L38 41V44L36 43L35 45H34V42H37V41H34V38H33V40L29 37V34H30V32H29V34L28 33H22V32H20L19 30H21L22 28H20L21 26H22V24L21 23H19V24H21V26L20 27H15L12 23H11V21H16L15 19L16 18H14V17H16L17 15L16 14H12V10H13V12H14V10H15V13H16V6H18V9H20L19 7H22L20 10H18L17 12H19V11H24V9H25V11L28 13L29 11V14H28V16L30 15V17H28L29 18V20L31 19V17H33L34 16V13L36 12V10L38 9L37 7H38V4L40 3V0H39V3L38 4H36L35 3V1L36 0H32V1H30V0H28V2L25 0V3H23L24 1H22V0H20V2L22 1V3H20V2H17V1H19V0H17V1H15L17 4L14 6L13 4H15V2H14V0L12 1V3H11V5H12V7H10L11 5H9L8 3H9ZM50 1V0H49ZM53 1V0H52ZM58 1H60V0H58ZM57 1V2H58ZM62 1V0H61ZM61 1H60V3H58V4H61ZM120 1H122V3H120L119 4V2ZM124 1H126V3L128 2V4H125L124 3ZM142 1H144V2H142ZM148 1H151V3L150 4H145V2H148ZM239 1V0H238ZM14 2V3H13ZM140 4H139V3ZM239 2H243V1H239ZM245 2V1H244ZM43 3H45V1L43 2ZM52 3H55V2H52ZM129 3H131V4H129ZM139 4V6H138V4ZM23 4V5H22ZM57 4V3H56ZM57 4V5H58ZM64 4V5H65ZM71 4H73V3H71ZM236 4V3H235ZM235 4H234V7H235ZM41 5H42V7H43V4L41 3ZM40 5V6H41ZM48 5H50V4H48ZM56 5V6H57ZM143 5V4H142ZM13 6H14V9H13ZM37 6V7H36ZM47 6V5H46ZM46 6H44V7H46ZM51 6V5H50ZM50 6H48V7H50ZM58 6H60V5H58ZM63 6V5H62ZM62 6H61V8H62ZM144 6L142 7V8H144ZM158 6V5H157ZM218 6L220 7V8H223V9H225V8H227L228 6H229V4H228V2H227V0H218ZM41 7V8H42ZM52 7V6H51ZM50 7V8H51ZM70 8L71 7V9L70 10H72V7H73V11H68V8ZM89 7V6H88ZM88 7L86 8L88 11H89V9H88ZM137 7H139V9L137 8ZM240 7V6H239ZM242 7V6H241ZM35 8H37V9H35ZM40 8V7H39ZM58 8V7H57ZM57 8H55V11H56V9ZM61 8L59 9V10H57V11H60L61 10ZM90 8V7H89ZM148 8V7H147ZM154 9L156 8V5H155V7H153ZM153 8L151 7V13H155V11L153 12ZM47 9V8H46ZM64 8H62V10H63ZM81 9V10H80ZM231 9H233V8H231ZM34 10H35V12H34ZM45 10V9H44ZM80 10V11H79ZM139 10V11H138ZM158 10V9H157ZM234 10V9H233ZM23 12V13H25V14H27L26 12ZM46 11H48V9L47 10H45V12ZM56 11V12H57ZM64 11V10H63ZM77 11H79V12H77ZM87 11V12H88ZM34 12V13H33ZM38 12V11H37ZM142 12V11H141ZM145 12V14H146V12H147V10H145L144 11V9H143V13ZM149 12V11H148ZM21 14L22 16L24 15L25 17H27L25 14ZM42 13V12H41ZM40 13V14H41ZM46 13H49V12H46ZM46 13H44V15L46 14ZM55 13V12H54ZM53 13V14H54ZM59 13V12H58ZM60 13H63V12H61L60 11ZM33 14V15H32ZM52 14V12H51V15H53ZM56 14V13H55ZM74 14V15H75ZM144 14V15H145ZM149 14V13H148ZM155 14H158V13H155ZM231 14V13H230ZM38 15V14H37ZM37 15H35L34 16V19H36L37 18ZM41 15H43V13L41 14ZM47 15V14H46ZM46 15H45V17H46ZM50 15V14H49ZM71 15H70V19H71ZM94 15V16H95ZM56 16V15H55ZM76 16H78L77 14H76ZM137 16V15H136ZM138 16H139V14H138ZM138 16H137V18H138ZM141 16H142V13H141ZM159 16V15H158ZM231 16V15H230ZM57 17H59V15L57 16ZM13 18V19H12ZM23 18V17H22ZM28 18H25V20L26 19H28ZM42 18V17H41ZM41 18H38V19H41ZM52 18H49V19H52ZM140 19H141V17H139ZM142 18H143V16H142ZM196 18V17H195ZM198 18V17H197ZM21 19V18H20ZM19 19V20H20ZM43 19L45 20V18H42L41 20L43 21ZM48 19V20H49ZM63 19V20H64ZM138 20V21H143V19L142 20ZM144 19H145V17H144ZM163 19V18H162ZM200 19V18H199ZM18 20V22H20ZM32 20V19H31ZM37 20V19H36ZM40 20V21H41ZM48 20H46V21H48ZM156 20H157V18H156ZM23 21V20H22ZM33 21H35V20H33ZM33 21H31V22H33ZM66 21V20H65ZM69 21H66V22H69ZM138 21H133L134 22V24L135 23H139ZM149 21V20H148ZM154 21V20H153ZM26 22H28V20L26 21ZM89 22V23H88ZM126 22V24H124V25H127V23L129 24L128 26L130 27V29L127 27V26H125V28H128L129 30H125L124 28H122L124 25H122L123 23H125ZM140 22V23H141ZM158 22H160V20L158 21ZM23 23V22H22ZM62 23H63V21H62ZM142 23H145L144 21L142 22ZM147 23V22H146ZM201 25H205V26H207L206 25V23L204 24L203 23V21L202 22H199ZM16 24H17V22H16ZM18 24V25H19ZM34 24V23H33ZM33 24L32 25H30V26H32L33 27ZM133 24V23H132ZM147 24H149V23H147ZM155 24H157V23H155ZM40 25H41V23H40ZM50 25V24H49ZM49 25L47 26V27H49ZM67 25H68V27H69V25H71V29L70 30H66V27H67ZM79 25H81V26H79ZM120 25H122V27L120 26ZM146 25V24H145ZM144 24L142 25V28H143V30L146 32V30H149V27H151V25L152 24H149V27H148V25H147V28L145 27L144 28V26H145ZM159 25L161 26V24L159 23ZM24 26V25H23ZM25 26H26V24H25ZM28 26V25H27ZM29 26V27H30ZM39 26V25H38ZM66 26V27H65ZM132 26H134V25H132ZM155 26V25H154ZM51 27H52V24H51ZM73 27V28H72ZM18 28H19V30H18ZM34 28V27H33ZM38 28H40V27H37V29ZM141 28V29H142ZM155 28H156V26H155ZM163 28H164V26H163ZM36 29V28H35ZM138 29V28H137ZM151 29V28H150ZM173 29V28H172ZM171 29V30H172ZM23 30V29H22ZM21 30V31H22ZM28 30V29H27ZM152 30V29H151ZM154 30V29H153ZM153 30H152V32H153ZM162 30V29H161ZM175 30V29H174ZM34 31H36V30H34ZM137 32L138 31H140L141 33H142V30H136ZM156 31V30H155ZM18 32H20V33H18ZM26 32H28V31H26ZM144 32V33H145ZM151 32V33H152ZM158 30H157V34H158ZM148 33H149V31H148ZM151 33H149V34H151ZM160 33H162V31L160 32ZM167 33V32H166ZM21 34H28V38L26 39V37H25V39L26 40H24V42H25V48H23V44L21 43V41L23 42V39L20 41V48L22 49H20V51H18V50H15L16 49V45H17V43H18V48H19V42H18V40H19V38H20V35ZM139 34V35H138ZM165 34V33H164ZM175 34V33H174ZM88 39H86L84 36ZM136 35H138L137 37H138V40H136L137 39V37H136ZM146 35V34H145ZM144 35V36H145ZM160 35L161 34H158V37L159 38H161L160 37ZM163 35V34H162ZM167 35V34H166ZM172 35V34H171ZM31 36H33V35H31ZM149 36V35H148ZM148 36L146 35V37H145V39L146 38H148ZM150 36H152V37H154L153 35H150ZM149 36V37H150ZM170 36V35H169ZM21 37L22 38H24L22 35H21ZM157 36H156V38H155V40H157V38H158ZM168 37V36H167ZM42 38V37H41ZM85 40H87V41H91L90 43H92V42H94L92 45H94L93 46V49L94 50H90L92 47V45L90 46V44L88 45V43H85L86 42V40L84 41V44H87V47H88V49L86 50L85 48H83L82 47V45L80 44V42H81V40H83V39ZM109 38V40H107ZM158 38V39H159ZM163 38V40L162 41H164V37H162ZM170 38V37H169ZM39 39V38H38ZM43 39V38H42ZM96 39H98V40H96ZM149 39V38H148ZM171 39V38H170ZM35 40H37V38H35ZM107 40V41H106ZM142 40H144V37H143V39ZM153 40H154V38H153ZM96 41H97V44H98V41H99V45H98V48H96V45H95V43H96ZM150 41H152V40H148L147 41V39L144 41V42H148V43H144L143 42V44L142 45H145L143 48H144V50L148 53H146V55H149L148 57H146V58H144V56L142 57V62H143V64L145 65V63L147 62V64L144 66V68L146 67H152L150 70H152V72H153V74H154V72L155 73H157L159 70H160V67L162 66V65H160V64H158L160 67H158V70L157 71H153V67H154V69H156L157 68V66H156V68H155V66L153 65L154 63L153 62H155L156 60H154V58L155 59H157V58H159V57H154V58H151V60L153 59L154 61L152 62L151 60H150V53H152L153 55L155 54V55H158V54H156V53H160L159 52V49L160 48H162V49H160V50H163V47L165 46V44H163L164 46L162 47L161 45V41L159 42L161 45V47H159L158 45L159 44H157L156 43V45L154 44L155 42H158V41H153L154 43H149ZM139 42V45H140V41H138ZM137 42V43H138ZM83 43V42H82ZM101 43V44H100ZM136 43V44H137ZM142 43V42H141ZM21 45H23L22 47H21ZM158 46L157 48L155 47V46ZM14 46H15V48H14ZM86 46V45H85ZM91 48H90V47ZM137 46H138V44H137ZM141 46V45H140ZM140 46H138V47H140ZM167 44H166V47L165 48H167ZM169 46H171V45H169ZM154 47L156 48V49H158V50H156V49H154ZM38 48V49H37ZM132 48V47H131ZM165 48H164V50H165ZM169 48H171V47H169ZM172 48H173V46H172ZM38 51H37V50ZM33 50H36L37 51V54H35L34 52H36V51H33ZM168 50V49H167ZM167 50H165V51H167ZM179 50H181V49H179ZM229 50V49H228ZM14 51H17V52H14ZM170 51V50H169ZM169 51H167L168 52V55L170 56V54L172 53V52H169ZM172 51V50H171ZM31 52H33L34 53V56H33V54H31ZM140 52V51H139ZM164 52V51H163ZM1 53V54H2ZM166 53V52H165ZM170 53V54H169ZM175 53V52H174ZM32 55V56H30L29 57V55ZM133 55H131L132 57L134 56V53H132ZM164 54V53H163ZM185 54V53H184ZM246 54V53H245ZM250 54V53H249ZM130 55V54H129ZM137 55V57H138V54H136ZM143 55H145V54H143ZM152 55V56H153ZM160 55H162V52L160 53ZM167 55V53H166V57L168 56ZM181 55H182V53H181ZM251 55V54H250ZM264 55V54H263ZM125 56V55H124ZM163 56H165V55H163ZM187 56V55H186ZM246 56V55H245ZM35 57V58H34ZM127 57V56H126ZM136 57V58H137ZM140 57V56H139ZM138 57V58H139ZM258 57V56H257ZM264 57V56H263ZM1 58H3V57H1ZM0 58V59H1ZM32 58H34V59H36L37 60V58H38V62L39 63H37V61L36 62H34L35 60L34 59H32ZM128 58V57H127ZM129 58H131V57H129ZM137 58V59H138ZM149 59V61H147L146 59ZM164 58V57H163ZM169 57H167V59H168ZM174 57H170L169 58V60L170 59H173ZM180 57H178V60H181V59H179ZM186 58H188V57H186ZM245 58V57H244ZM250 58H252V57H250ZM253 58H255V57H253ZM259 58H260V56H259ZM16 59V60H17ZM175 60L177 59V58H174ZM173 59V60H174ZM264 59V58H263ZM262 59V60H263ZM15 60V61H16ZM130 60H132V61H129V62H131V63H134V64H137L138 66H137V68L139 67V65L140 64H142V63H137L138 61H136L135 60V58L134 59H130ZM138 60H140L141 61V59H138ZM144 60V61H143ZM157 60H159V59H157ZM161 61H163L162 60V58L160 59ZM159 60V62L161 63V61ZM174 60V61H175ZM177 60V61H178ZM190 60V59H189ZM240 60H241V58H240ZM248 60H249V58H247V62H248ZM257 60V59H256ZM255 60V62H257ZM261 60V61H262ZM33 61V62H32ZM139 61V62H140ZM171 61V60H170ZM176 61V62H177ZM186 61H188L187 59H186ZM196 61V60H195ZM194 61V62H195ZM237 61V60H236ZM245 61V60H244ZM249 61H253L252 63H254L255 64V62H254V60H249ZM258 61H259V59H258ZM145 62V63H144ZM151 62L153 63L152 65H151ZM157 63H158V61H156ZM164 62V64H166V62H167V60H165V61H163ZM163 62H162V64H163ZM185 62V61H184ZM192 62V61H191ZM200 62V61H199ZM260 62V61H259ZM11 63H12V61H11ZM169 63V62H168ZM171 63H172V66H174L175 67V62H172L171 61ZM178 63L179 62H177V65H178ZM182 63V62H181ZM188 63V65H189V62H187ZM236 63H238V62H236ZM249 63V62H248ZM248 63H247V65H248ZM251 63V64H252ZM262 63V62H261ZM129 64V63H128ZM132 65V66H134L135 67V65ZM149 64V66H147ZM164 64H163V66H164ZM186 64V63H185ZM194 64H196V63H194ZM242 64V63H241ZM246 64V63H245ZM250 64V63H249ZM264 64V62L261 64V67L262 66H264L263 65ZM19 65V64H18ZM151 65V66H150ZM155 65H156V63H155ZM176 65V66H177ZM181 65V64H180ZM179 65V66H180ZM183 65V68H184V64H182ZM190 65H192L193 66V64L191 63ZM237 65V64H236ZM239 65H240V63H239ZM256 65V64H255ZM141 66V65H140ZM143 66V65H142ZM141 66V67H142ZM162 66V67H163ZM170 66V65H169ZM179 66H177L176 68H177V70H179V73L180 72H184L185 70H183L182 68H180V69H182L181 71H180V69H178V67ZM253 66V65H252ZM258 66V68H260V66L259 65H257ZM168 67V66H167ZM186 67V66H185ZM195 68H196V66H194ZM215 67V66H214ZM237 67H239V66H237ZM241 67V66H240ZM140 68V67H139ZM143 68V67H142ZM165 68V69H164ZM164 68H161V69H164L166 72H168V70H166V66H164ZM176 68L175 69H173L174 71L176 70ZM198 68V67H197ZM196 68V69H197ZM254 68V67H253ZM253 68H251V69H253ZM255 68H256V71H254L255 70ZM255 68H254V74L257 72V67L255 66ZM15 69V71L13 72V70ZM130 69V68H129ZM167 69H169V71L171 70L170 68H167ZM185 69V68H184ZM194 69V68H193ZM236 69V68H235ZM238 69V68H237ZM240 69V68H239ZM242 70H244L243 68H241ZM241 69H240V71H241ZM247 69L249 70V68H247L246 67V72H247ZM17 70V71H16ZM138 70L139 69H134V72L136 73V75H137V72H138ZM141 70V69H140ZM144 70H147L148 72L150 71V70H148V69H144ZM164 70H161V71H159V72H161L162 74L163 73H166V72H164ZM261 70V69H260ZM132 71V70H131ZM188 71V70H187ZM194 71H195V74L196 75H200V73L199 72H197L196 73V71H198V70H193L192 72L194 73ZM199 71H200V69H199ZM236 71V70H235ZM133 72V73H134ZM144 72V71H143ZM147 72V73H148ZM191 72V71H190ZM190 72H187V73H190ZM191 72V73H192ZM242 72V71H241ZM250 70L248 71V75L243 71L241 74H246V75H242V76H244V77H241V79L240 80H243L244 82L242 83V82H240V83H242V86L243 85H245L244 83H246V86L247 87H251L252 86V88H254V90H257V93H256V95L258 94V91H259V93H260V90H258V89H262L263 90V85H264V83L262 84V83H260L262 80L264 81V79H261V77H262V74H264L263 73V71L261 72V76H258V78L260 77V79H258V78H256L255 80L253 79H251V77L252 76H249L250 75ZM260 72V71H259ZM259 72H257V74L258 75H260V73ZM1 73V74H2ZM132 73V74H133ZM150 73V72H149ZM170 73H172V71L170 72ZM175 73H176V71H175ZM174 73V74H175ZM186 72H184V74H185ZM1 74H0V77H1ZM20 76H19V75ZM161 74V75H162ZM210 74V73H209ZM236 74H238L237 73V71H236V73H235V75ZM253 73H251V75H254ZM156 74H154L153 76H155ZM165 75V74H164ZM163 75V76H164ZM168 75V74H167ZM187 75V74H186ZM196 75H192L191 74V76L189 77V76H186L187 78L189 77L190 79H188L189 81H191V82H189L188 83V80H187V85L188 84H192L191 86L192 87H187V85L186 84H182V85H186V88H189V89H191V88H193L194 90H195V88H198V87H200V88H202L201 86V84H200V80H199V77H198V80H197V82L199 81V84H197L198 85V87H195L194 88V85H193V81L192 80H194L195 81V79H194V76H196ZM150 76V75H149ZM183 76H185V75H183ZM182 76V73H181V77H183ZM231 76V75H230ZM229 76V77H230ZM239 76V75H238ZM249 76V77H248ZM257 76V75H256ZM178 77V76H177ZM181 77H180V79H181ZM186 77H185V79H186ZM203 77V76H202ZM212 77V76H211ZM211 77H210V79H211ZM235 77V76H234ZM233 77V78H234ZM254 77V76H253ZM252 77V78H253ZM157 78H158V73H157ZM157 78H153V79H155L154 81H156V80H158L159 78H160V76H159V78L157 79ZM162 78V77H161ZM196 78H197V76H196ZM237 78V77H236ZM248 78H250L251 80V83H250V81H249V79ZM262 78H264V76L262 77ZM179 79V80H180ZM184 78H183V80H185ZM202 79H204V78H202ZM208 79H209V77H208ZM239 79V78H238ZM161 80V79H160ZM212 80H213V77H212ZM208 81V82H210V84H212V82L214 83V86H215V84H216V86H215V88L217 87V83H215L214 81ZM234 80H235V78H234ZM3 80H2V78H1V80H0V82H2ZM181 81H182V79H181ZM202 81V80H201ZM206 81V80H205ZM205 81H202L203 83H206ZM262 81V82H263ZM15 82V81H14ZM231 82L234 84V83H236V82H233V80H231ZM251 85H249L248 83ZM95 83V82H94ZM175 83V82H174ZM157 84V83H156ZM194 84H196V81L194 82ZM209 84V83H208ZM228 84V83H227ZM199 85H201V86H199ZM204 85V84H203ZM213 85V84H212ZM211 85V86H212ZM241 85V84H240ZM240 85H238V82H237V84H235L234 86L233 85H231V83H230V86H231V89H233L234 87V93H236V90L235 89H237L239 92H240V90H242V88L244 89L246 86H244V87H240ZM249 85V86H248ZM146 86V85H145ZM157 86V85H156ZM172 86V85H171ZM188 86H190V85H188ZM209 86V85H208ZM210 86V89L209 90H211L212 91V89L214 90V88H212V87H214V86H212L211 87ZM218 86H219V84H218ZM226 86V85H225ZM260 86H262V87H260ZM93 87V86H92ZM102 87V86H101ZM204 87V86H203ZM206 88H207V86H205ZM220 87H222L223 88V86H219L218 88H220ZM11 88L13 89V85H11ZM91 88V87H90ZM134 88V87H133ZM132 88V90H130L129 88L127 89H125L124 88V90H122L121 91V89L119 90V89H117V90H115V91H117V95H118V97H121V96H123L124 94L125 95H127L128 97H134V99L135 98H137V95H136V92L137 91H135L134 89L136 88H134L133 89ZM151 88H152V86H151ZM154 88V87H153ZM159 88V87H158ZM174 88V87H173ZM176 88H178V87H176ZM200 88H198V89H200ZM212 88V89H211ZM217 88V89H218ZM227 88V87H226ZM240 90H239V89ZM252 88H250L251 90H252ZM102 89V88H101ZM100 89V87H99V89H97V88H95L93 91L95 92V90L96 91H98L99 90V93H100V91H103V90H101ZM179 89V88H178ZM181 89V88H180ZM198 89H196V91L198 92ZM217 89H215L217 92H216V94L217 93H222L223 91L222 90H224V88L219 92ZM231 89L229 90V91H231ZM248 89V88H247ZM14 90H13V92H14ZM88 90V92L90 93H88L89 94V97L86 95V93L87 92H85V91H87ZM138 90V89H137ZM175 90V89H174ZM177 90V89H176ZM182 90L184 91L183 93L184 94H187V92H188V89H186L185 90V87H182ZM193 90V91H194ZM204 90V89H203ZM203 90H199V92H201V94H199V95H204L205 93V95H208L209 93H211V92H208V94H207V90L206 91H203ZM208 90V91H209ZM92 91V92H93ZM185 91H187V92H185ZM190 91V90H189ZM191 91H192V89H191ZM190 91V92H191ZM196 91L194 92V93H196ZM244 91V90H243ZM12 92V91H11ZM190 92H188V93H190ZM198 92V93H199ZM204 92V94H202ZM225 92H227L226 90H225ZM225 92H223L224 93V95L226 94ZM253 92V91H252ZM255 92L256 91H254L253 92V95L255 94ZM264 92V91H263ZM85 93V94H84ZM138 93V92H137ZM215 93V92H214ZM231 93V92H230ZM86 95L87 96V98H89V99H87L86 98V100H88V101H86V100H84V101H86V103L82 100V97L84 96V95ZM212 94H213V92H212ZM212 94H211V98H213L212 97ZM229 94V93H228ZM243 93H241L240 92V95H242ZM246 94V93H245ZM0 95V96H1ZM199 95H198V97H199ZM210 95V94H209ZM215 95V94H214ZM221 95V94H220ZM218 96V95H216V96H218L219 98L220 97H222V96ZM223 95V96H224ZM230 95V94H229ZM231 95H236V97H237V93L236 94H233V93H231ZM248 95V94H247ZM251 95V94H250ZM253 95H251V96H253ZM263 95V94H262ZM3 96V95H2ZM97 96V97H96ZM139 96V95H138ZM158 96V95H157ZM188 96V95H187ZM192 98L193 99H195V98H197V101L199 100L198 99V97H194V94L192 93ZM196 96V95H195ZM228 95H225L224 97H226V98H230V96H228ZM244 96V95H243ZM255 96V95H254ZM70 97V98H69ZM140 97V96H139ZM143 97V96H142ZM156 97V96H155ZM168 97V96H167ZM184 97H185V95H184ZM205 97V96H204ZM207 97V96H206ZM217 97V98H218ZM235 97V96H234ZM246 97V96H245ZM259 97H261V96H259ZM16 98H14V99H16ZM78 98H81V101H83L84 103H81V101H77L78 100ZM83 98H85V96L83 97ZM141 98V97H140ZM146 98V97H145ZM158 98V99H157ZM157 98H154V100H162V101H158L157 103H156V106L157 107H159V108H161L162 107V114L164 113L165 114V112H164V110H163V108H164V106H165V104H164V101H166V99H162L163 97L161 96H158ZM200 98H201V96H200ZM210 98V97H209ZM226 98L224 99L223 98V100H226ZM228 98V99H229ZM239 98V100L241 101V99H240V96L238 97ZM250 98H252V99H254L253 97H249V96H247V98L246 99H250ZM255 98H256V96H255ZM2 99L0 100V101H2ZM11 99H13V98H11ZM114 99H115V97H114ZM130 99V98H129ZM202 99V98H201ZM200 99V100H201ZM231 99V98H230ZM234 99V98H233ZM233 99H231V101H233ZM251 99V100H252ZM264 99V98H263ZM90 100V101H89ZM93 100V101H92ZM120 100V99H119ZM137 100V99H136ZM147 100V99H146ZM169 100V99H168ZM203 100V99H202ZM214 100H215V98H214ZM219 100V99H218ZM217 100V101H218ZM221 100V99H220ZM6 101V102H7ZM113 101V100H112ZM115 101V100H114ZM129 101V100H128ZM133 101V100H132ZM140 101V100H139ZM143 101V100H142ZM145 101V100H144ZM148 101V100H147ZM149 101H150V99H149ZM153 101V100H152ZM209 101V100H208ZM213 101V100H212ZM230 101V102H231ZM240 101H239V103H240ZM257 101H259V100H257ZM262 101V100H261ZM12 102H14V103H12ZM76 102H77V104H76ZM78 102H80V103H78ZM130 102V101H129ZM154 102V101H153ZM156 102V101H155ZM163 102V104H164V106H161L160 107V105H163V104H161ZM167 102V101H166ZM169 102H171V100L169 101ZM169 102H167V104L169 103ZM226 102V101H225ZM241 102H245L246 103V101H244L243 99H242V101ZM253 102H256V100H253L252 102H251V104H254ZM260 102V101H259ZM1 103V102H0ZM20 103V104H19ZM33 103V104H32ZM46 105H45V104ZM132 103V102H131ZM145 103V102H144ZM148 103V102H147ZM147 103H145V104H143L141 107L142 108H144L143 106H147L148 104ZM152 103V102H151ZM175 103V102H174ZM181 103V102H180ZM202 103L204 104V102L202 101ZM224 103V102H223ZM238 103V102H237ZM244 103V104H245ZM262 102H260V104H261ZM39 104V105H40ZM45 106H44V105ZM84 104V105H83ZM141 104H142V102H141ZM141 104H139V105H141ZM171 104V103H170ZM195 104H197L196 103V100H195ZM195 104H194V102H193V105L191 106V108L190 109H192V110H194V109H196L195 108ZM202 104V105H203ZM211 104V103H210ZM224 104H226V103H224ZM228 104V103H227ZM227 104H226V106H227ZM231 104H234V103H231ZM230 104V105H231ZM244 104H242V105H244ZM247 104H249V103H247ZM260 104H257V105H259L260 107H262V108H264V101H263V106L262 105H260ZM77 105V106H76ZM113 105H114V103H113ZM135 105V104H134ZM150 105V104H149ZM148 105V108H150L151 107V105L149 106ZM155 105V104H154ZM178 105V104H177ZM209 105V104H208ZM241 105V106H242ZM255 105H256V103H255ZM4 106V108H2ZM36 106V105H35ZM38 106V105H37ZM44 106V107H43ZM119 106V105H118ZM123 106V105H122ZM174 106V105H173ZM179 106H181V105H179ZM205 106V105H204ZM207 106V105H206ZM214 106V105H213ZM212 106V107H213ZM219 106V105H218ZM218 106H217V108H218ZM221 106L222 107H224L223 105H220L219 106V111H221ZM233 106H235V105H233ZM245 106V105H244ZM244 106L242 107L243 109H244ZM249 106V105H248ZM251 106V105H250ZM249 106V108H256V107H258V106H252V107H250ZM39 107V106H38ZM138 107V106H137ZM140 107V106H139ZM154 107L155 106H153L152 108L154 109ZM172 106H170V108H171ZM187 107H189V105L187 106ZM186 107V108H187ZM231 107V106H230ZM260 107H258L259 109H261ZM2 108V109H1ZM35 108H37V107H35ZM121 108V107H120ZM128 108V107H127ZM148 108L146 109V110H148ZM166 108V107H165ZM178 108V107H177ZM208 108H210V107H208ZM235 108L236 107H233V109H231L229 112H231V113H233V111L235 112L236 110H235ZM239 108L241 109V107L239 106ZM248 107H246V109H249ZM258 108H256L257 109V111H259L258 110ZM33 109V108H32ZM122 109V108H121ZM124 109V108H123ZM158 109V108H157ZM157 109H155V110H157ZM167 109V108H166ZM166 109H165V111H166ZM173 109V108H172ZM176 109V108H175ZM183 109V108H182ZM188 109V108H187ZM204 109V108H203ZM206 109V108H205ZM223 109H227V108H223ZM222 109V110H223ZM228 109H229V105H228ZM250 109V110H251ZM252 109V110H253ZM30 110V109H29ZM80 112H79V111ZM132 110H133V108H132ZM136 110H138L137 108H136ZM144 109H142V111H143ZM150 111H151V109H149ZM209 109H207V111H208ZM214 111V109H212L211 108V111ZM262 110V109H261ZM260 110V111H261ZM264 110V109H263ZM28 111V110H27ZM124 111V110H123ZM126 111H127V109H126ZM134 111V110H133ZM141 111V110H140ZM169 111H170V109H169ZM173 111V110H172ZM176 111V110H175ZM200 111H201V109H200ZM219 111H217L216 110V112L218 113ZM227 111V112H228ZM238 111V113H239V117L240 116H242V114L240 115V112L242 111V110H237ZM248 111V110H247ZM4 112V111H3ZM3 112H1V113H3ZM18 112H19V110H18ZM17 112V114H19ZM83 112H84V114H83ZM130 112V111H129ZM132 112V111H131ZM135 112V111H134ZM154 112H156V111H154ZM174 112V111H173ZM177 112H179L178 110H177ZM187 112H188V110H187ZM198 112V111H197ZM223 112H226V111H222V112H219L218 113V115L219 114H221V113H223ZM226 112V113H227ZM245 111H242L241 113H244ZM251 112H253V111H251ZM254 112L256 113V111L254 110ZM264 112V111H263ZM22 113V112H21ZM46 113V112H45ZM56 113H54V114H56ZM136 113V112H135ZM135 113H134V116H135ZM142 113H144V111L142 112ZM157 114H155L154 116H152V115H150V116H152L151 118H150V123H151V125L153 124L152 122H154V124L152 125V129H150V127H149V129L150 130H155L156 129V131H157V129L158 128H163V127H166L164 124H166L167 122H169V121H167V120H164V118L162 117L161 118V116H163L162 114L160 115V112H156ZM169 113V112H168ZM183 113H184V111H183ZM189 113H191V111L189 110V112H188V116H189V118H193V119H195V118H198V121H197V119H196V121H197V123L198 122H200V120L202 121V123H203V119L205 120V118L204 117H202L201 119H199L200 118V116L202 115V113H201V115L199 116V112H198V116H197V114H190L189 115ZM209 113H210V111H209ZM212 113V112H211ZM210 113V114H211ZM236 113V112H235ZM235 113L234 114H231V115H233V117H234V115H235ZM237 113V114H238ZM255 113H253V114H255ZM262 113V112H261ZM16 114V113H15ZM25 114L26 113H24V115L23 114H21L22 116H25ZM52 114V113H51ZM54 114H52L53 116H54ZM145 114V113H144ZM146 114H148V113H146ZM177 114V113H176ZM180 114V113H179ZM237 114L235 115L236 117H237ZM248 114V113H247ZM252 114V115H253ZM264 114V113H263ZM20 115V114H19ZM18 115V117H20V118H22L23 119V117H21V115L19 116ZM137 115H140V114H137ZM142 115V114H141ZM166 115H167V112H166ZM172 115V114H171ZM181 115V114H180ZM203 115H204V112H203ZM227 115V114H226ZM251 115V116H252ZM10 116H12L11 114H10ZM13 116H16V115H13ZM55 116H57V115H55ZM170 116V115H169ZM174 116H175V114H174ZM182 116H184V114L182 115ZM181 116V117H182ZM212 116H213V113H212ZM215 116H217V115H215ZM247 116V115H246ZM248 116H249V114H248ZM254 116V115H253ZM255 116H258V114H256ZM4 117V116H3ZM17 117V116H16ZM17 117V119L19 120V118ZM58 117H60V116H58ZM57 117V118H58ZM58 118V122H59V125L61 124V125H63V126H65V124H63L64 122L63 121H60V119H62V118ZM165 117V116H164ZM177 117V116H176ZM187 117V116H186ZM221 117V116H220ZM226 117V116H225ZM228 117V116H227ZM230 117V116H229ZM2 118V117H1ZM5 118V117H4ZM53 118V117H52ZM175 118V117H174ZM207 118H210V117H207ZM218 118V117H217ZM224 118V117H223ZM254 119L256 118V117H253ZM54 119H55V117H54ZM140 119H142V118H140ZM147 119V118H146ZM163 119V120H162ZM167 119V118H166ZM169 119V118H168ZM179 119H181V118H179ZM182 119H184L183 117H182ZM211 119V118H210ZM209 119V120H210ZM224 119H226V118H224ZM229 119V118H228ZM231 119V118H230ZM237 119V118H236ZM236 119H235V117H234V121H236ZM238 119H240V118H238ZM237 119V120H238ZM242 119H243V117H242ZM251 119H252V117H251ZM9 120V119H8ZM7 120V121H8ZM13 120H15V117L13 118ZM56 120V119H55ZM63 120V119H62ZM209 120H208V122H209ZM222 120V119H221ZM227 120V119H226ZM231 120H233V119H231ZM231 120H230V122H231ZM244 120H245V118H244ZM255 120H257V119H255ZM254 120V121H255ZM264 120V119H263ZM16 121V120H15ZM14 121V122H15ZM148 121V120H147ZM165 121H167V122H165ZM178 121H180V120H178ZM189 121V120H188ZM187 121V122H188ZM193 121H195V120H193ZM207 121V120H206ZM204 122V123H208V122ZM240 121H243V120H240ZM253 120H252V122H254ZM258 121H259V119H258ZM2 122V121H1ZM54 122V121H53ZM56 122V121H55ZM144 122V121H143ZM149 122V121H148ZM184 122L186 123V121L184 120ZM184 122H182V124L184 123ZM239 122V121H238ZM249 121H247V123H248ZM257 122V121H256ZM5 124L7 123L6 121L4 122ZM2 124V123H0L1 124V126L0 127H2V125H5V124ZM112 123V122H111ZM195 123L196 122H194V123H192V126H194L195 125ZM196 123V124H197ZM211 123V122H210ZM227 123V122H226ZM237 123V122H236ZM250 123V122H249ZM255 123V122H254ZM264 123V122H263ZM11 124H12V122H11ZM11 124H9V122H8V124H6L3 128H1L0 129V133L1 132H3L4 130H6ZM58 124V123H57ZM57 124H56V127H57ZM108 124H109V122H108ZM173 124V123H172ZM180 125L179 124V127L180 126H184V125ZM188 124V123H187ZM235 124V123H234ZM238 125H239V123H237ZM242 124H244V122L242 123ZM117 125V124H116ZM146 125H147V123H146ZM167 125V124H166ZM169 125V124H168ZM188 125H191L190 123L188 124ZM188 125H186L187 127H189L188 129L190 130V132H191V130L193 129V128H191L190 129V126H188ZM201 124L199 123V124H197V125H195L196 126V128H197V126H198V128H199V126H200ZM206 125V124H205ZM205 125H203V126H205ZM250 125V124H249ZM262 125V124H261ZM65 126V127H66ZM105 126H107V127H105ZM120 126V125H119ZM176 126V125H175ZM183 127V128H187V127ZM202 126V125H201ZM247 126V125H246ZM253 126V125H252ZM59 127V126H58ZM70 127V126H69ZM114 127V128H113ZM118 127V128H117ZM214 127V126H213ZM239 127V126H238ZM243 127V126H242ZM60 128V127H59ZM63 128V127H62ZM61 128V129H62ZM117 128V129H116ZM121 128V127H120ZM145 128H147V127H145ZM171 128V127H170ZM177 128V127H176ZM175 128V129H176ZM181 128V127H180ZM179 128V129H180ZM195 128V127H194ZM201 128V127H200ZM207 128V127H206ZM222 128V127H221ZM255 128V127H254ZM148 129V128H147ZM173 129V128H172ZM224 129V128H223ZM109 130V131H108ZM160 130V129H159ZM167 130H168V128H167ZM180 130H182V132H184V131H188L187 129H180ZM196 130V129H195ZM204 130V129H203ZM208 130V129H207ZM231 130V129H230ZM126 131H127V129H126ZM137 131V130H136ZM161 131H162V129H161ZM171 131V130H170ZM194 131V130H193ZM206 131V130H205ZM209 131V130H208ZM231 131H233V130H231ZM237 131V130H236ZM135 132V131H134ZM138 132V131H137ZM160 132V131H159ZM173 132V131H172ZM178 132V131H177ZM180 132V131H179ZM197 132V131H196ZM196 132H194L195 133V135L197 134L198 135V133L200 132V131H198L197 133ZM253 132V131H252ZM255 132V131H254ZM61 133H62V131H61ZM163 133V132H162ZM167 133V132H166ZM193 133V132H192ZM202 133H203V131H202ZM122 135V134H124V136H118V135ZM154 134V133H153ZM157 134V133H156ZM164 134V133H163ZM180 134V133H179ZM184 134V133H183ZM188 134V133H187ZM190 134V133H189ZM201 134V133H200ZM199 134V135H200ZM259 134V133H258ZM138 135V134H137ZM174 135H175V132H174ZM177 135V134H176ZM196 135V136H197ZM202 135V134H201ZM240 135V134H239ZM243 135V134H242ZM145 136V135H144ZM163 136V135H162ZM173 136V135H172ZM171 136V137H172ZM178 136V135H177ZM182 136V135H181ZM189 136V135H188ZM122 137V138H121ZM129 137H131V136H129ZM183 138H184V136H182ZM185 137H186V135H185ZM166 138V137H165ZM190 138V137H189ZM193 138V137H192ZM199 138V137H198ZM240 138V137H239ZM255 138V137H254ZM154 139V138H153ZM175 139V138H174ZM202 139H203V137H202ZM259 139V138H258ZM257 138H256V140H258ZM189 140V139H188ZM190 140H191V138H190ZM189 140V141H190ZM195 140V139H194ZM194 140H192L193 142H194ZM198 140V139H197ZM200 140H201V137H200ZM253 140V139H252ZM141 141H142V137H141ZM149 141V140H148ZM147 141V143H149ZM172 141V140H171ZM196 141V140H195ZM134 142V141H133ZM150 142H152L151 140H150ZM159 142V141H158ZM178 142V141H177ZM212 142V141H211ZM220 142H222V141H220ZM137 143V142H136ZM147 143H144V144H147ZM153 143V142H152ZM164 143V142H163ZM186 143H187V141H186ZM189 143V142H188ZM199 142H195L194 144H198ZM204 143H205V140H204ZM218 143V142H217ZM228 143V142H227ZM140 144V143H139ZM168 144V143H167ZM179 144V143H178ZM191 144V143H190ZM189 144V145H190ZM208 144V143H207ZM120 145V146H121ZM129 145H127V148L126 149H128V147H129ZM149 145H150V143H149ZM165 145V144H164ZM174 145V144H173ZM192 146H193V144H191ZM212 145V144H211ZM49 146V145H48ZM126 146V145H125ZM171 146V145H170ZM187 146V145H186ZM194 146H196V145H194ZM201 146H202V143H201ZM206 146V145H205ZM209 146V145H208ZM216 146V145H215ZM224 146H226L227 147V144L226 145H224ZM141 147V146H140ZM146 147V146H145ZM167 147V146H166ZM166 147H164L165 149H166ZM177 147V146H176ZM104 148V149H103ZM117 148H115L116 150H117ZM124 148V147H123ZM122 148V149H123ZM134 148V147H133ZM156 148V147H155ZM161 148V147H160ZM183 148V147H182ZM197 148V147H196ZM230 149V147H227V149ZM103 149V150H102ZM115 149H113V150H115ZM165 149H163V150H165ZM169 149V148H168ZM176 149V148H175ZM175 149H173V152H174V150ZM192 149V148H191ZM216 149H217V147H216ZM228 149V150H229ZM102 150V151H101ZM115 150V151H116ZM131 150H132V148H131ZM160 150V149H159ZM182 150V149H181ZM180 150V151H181ZM186 150V149H185ZM222 150V149H221ZM231 150H233V149H231ZM79 151H82L81 153H84L82 156H81V154H79L80 155V158L82 157L83 158V156L84 155H88L87 157H89L90 156V158H88V161H86L88 164H84V163H86L83 159H82V161L84 162L83 163V165H82V162H81V160L80 159H78V158H76L78 161H80L79 163H78V161L73 157V155L74 154H76L77 152H79ZM115 151H114V153H115ZM148 151V150H147ZM169 151V150H168ZM192 151H194V150H192ZM233 151H235V150H233ZM106 152V153H107ZM117 152H119V148H118V150H117ZM116 152V153H117ZM121 152V151H120ZM130 152V151H129ZM138 152V151H137ZM157 152V151H156ZM183 152V151H182ZM213 152V151H212ZM115 153V154H116ZM136 153V152H135ZM176 153V152H175ZM104 154V153H103ZM108 154V153H107ZM109 154H110V152H109ZM119 154H121V153H119ZM131 154V156H133L132 154H134V153H130ZM138 154V153H137ZM139 154H141V153H139ZM147 154V153H146ZM162 154V153H161ZM170 154V153H169ZM181 154V152L179 153V155ZM185 154V153H184ZM191 154V153H190ZM202 154V153H201ZM239 154V153H238ZM117 155V154H116ZM115 155V156H116ZM141 155H143V154H141ZM168 155V154H167ZM187 155V157H189L188 156V154H186ZM220 155V154H219ZM228 155V154H227ZM77 156V155H76ZM110 156H111V154H110ZM119 156H121V155H119ZM123 156V155H122ZM124 156H125V154H124ZM127 156V155H126ZM136 155H134L133 157H135ZM143 156H145V155H143ZM195 156V155H194ZM211 156V155H210ZM223 156V155H222ZM229 156V155H228ZM86 157V158H87ZM147 157V156H146ZM146 157H144V158H146ZM164 157V156H163ZM162 157V159H164ZM191 157V156H190ZM219 157V156H218ZM111 158L112 157H110V160H111ZM125 158V157H124ZM129 159L131 158L132 159V157H128ZM143 158V159H144ZM173 158V157H172ZM177 158H179V157H177ZM186 158V157H185ZM195 158V157H194ZM198 158V157H197ZM200 158V157H199ZM227 158V157H226ZM231 158V157H230ZM37 159V160H36ZM92 159V160H91ZM107 159V158H106ZM121 159V158H120ZM129 159H127V160H129ZM134 159V158H133ZM136 159H137V156H136ZM147 159V163H148V157L146 158ZM175 159V158H174ZM173 159V160H174ZM187 159V158H186ZM233 159H235V158H233ZM87 160V159H86ZM96 160H97V158H96ZM102 160V159H101ZM142 160V159H141ZM168 160V159H167ZM179 160V159H178ZM201 160V159H200ZM206 161V159H204L203 158V160H202V162L203 161ZM209 160V159H208ZM227 160V162H228V160L229 159H225V161ZM30 161V160H29ZM90 161V162H89ZM98 161V160H97ZM103 162H104V160H102ZM119 161H122V160H119ZM124 161V160H123ZM126 161V160H125ZM138 161H140V160H138ZM154 161V160H153ZM169 161V160H168ZM183 161V160H182ZM191 161V160H190ZM197 161V160H196ZM204 161V162H205ZM112 162H113V160H112ZM129 162V161H128ZM132 162V161H131ZM151 162V161H150ZM177 162V161H176ZM175 162V163H176ZM188 162V161H187ZM202 162H199L200 164L202 163ZM211 162V161H210ZM77 163H78V165H77ZM107 163V162H106ZM117 163H119V162H117ZM116 163V164H117ZM127 163V162H126ZM125 163V164H126ZM137 163V162H136ZM146 163V162H145ZM193 163H194V161H193ZM192 163V164H193ZM223 163V162H222ZM95 164V163H94ZM108 164V163H107ZM112 164V163H111ZM128 165H129V163H127ZM126 164V165H127ZM149 164V163H148ZM155 164V163H154ZM195 164H197V163H195ZM203 164H205V163H203ZM207 164H209V163H207ZM207 164H205V165H207ZM213 164V163H212ZM211 164V165H212ZM226 164H228V163H226ZM101 165V164H100ZM109 165H110V163H109ZM121 165V164H120ZM131 163H130V167H131ZM141 165V164H140ZM146 165V164H145ZM152 166H154L153 165V163L151 164ZM159 165V163L156 165V166H158ZM185 165V164H184ZM191 165V164H190ZM230 165V164H229ZM59 167L58 169H60L62 166L64 167V166H66L65 167V169L66 170H68L66 173H62L63 171H61V169L59 170V172H57L56 173V171H58L57 169L54 171L53 170V167L54 168H56V167ZM68 166H70V167H68ZM76 166H78L77 168H76ZM92 166V165H91ZM94 166V165H93ZM92 166V167H93ZM133 166V165H132ZM137 166V165H136ZM195 166V165H194ZM197 167H198V164L196 165ZM201 166V165H200ZM203 166V165H202ZM223 166V165H222ZM231 166H233V165H231ZM230 166V167H231ZM101 168H102V166H100ZM142 167V166H141ZM140 166H138V168H141ZM163 167V166H162ZM189 167V166H188ZM204 167V166H203ZM202 167V168H203ZM207 167V166H206ZM226 167H228V166H226ZM229 167V168H230ZM49 168H51L52 169V171H54V173H56L55 175L56 176H59L60 174L62 175L63 174V176H59V178L58 177H54L52 174H54V173H52V171H51V169H49ZM116 168H118L117 166H116ZM144 168V167H143ZM142 168V169H143ZM150 168V167H149ZM153 168V167H152ZM151 168V169H152ZM155 168V167H154ZM153 168V169H154ZM157 168H159V167H156V169ZM170 168V167H169ZM182 168V167H181ZM184 168V167H183ZM192 168V167H191ZM201 168V170L203 171V169ZM210 168V167H209ZM64 169V170H65ZM90 169H92L91 167H90ZM95 169V168H94ZM105 169V168H104ZM119 169H121L120 167H119ZM134 169V168H133ZM132 169V170H133ZM145 169L146 170H148V171H146L147 173L148 172H150V170L147 168V167H145ZM152 169V170H153ZM155 169V170H156ZM161 169V168H160ZM159 169V170H160ZM164 169V168H163ZM207 169V168H206ZM213 169H215V168H213ZM226 169V168H225ZM231 169H233V168H231ZM50 170V171H49ZM65 170V171H66ZM127 170V169H126ZM139 170V169H138ZM137 170V171H138ZM144 170V169H143ZM165 170V169H164ZM167 170V169H166ZM188 170V169H187ZM194 170H197V169H194ZM204 170H205V167H204ZM13 171V170H12ZM48 171H49V173L51 174H47L48 173ZM96 171V170H95ZM115 171V170H114ZM141 171V170H140ZM209 171V170H208ZM229 171V170H228ZM33 172V173H32ZM72 172H74V171H70V175L72 174ZM97 172V171H96ZM103 172V171H102ZM116 172V171H115ZM120 172V171H119ZM127 172H128V170H127ZM129 172H131V171H129ZM135 173H136V170L134 171ZM145 172V171H144ZM158 172V171H157ZM156 172V173H157ZM163 172V171H162ZM187 172V171H186ZM197 172H198V170H197ZM200 172V171H199ZM31 173H32V175H31ZM59 173V174H58ZM95 173V172H94ZM94 173H92V174H94ZM99 173V172H98ZM123 173H125V172H123ZM152 173H154V170H153V172ZM202 173V172H201ZM206 173V172H205ZM204 173V174H205ZM212 173V172H211ZM210 173V175H211V177H212V174ZM34 174V175H33ZM100 174V173H99ZM120 174V173H119ZM128 174V173H127ZM132 174H133V171H132ZM146 174V173H145ZM166 174V173H165ZM193 175H191V176H194V174H197L198 175V173H192ZM206 174H208V173H206ZM234 174V173H233ZM236 174V173H235ZM237 174H239V173H237ZM236 174V175H237ZM32 177H31V176ZM50 175V176H49ZM136 175H138V173L136 174ZM142 175V174H141ZM140 175V176H141ZM147 175V174H146ZM145 175V176H146ZM154 175V174H153ZM156 175V174H155ZM172 175V174H171ZM200 175V174H199ZM198 175V176H199ZM228 175V174H227ZM230 175V174H229ZM51 176H53L52 178H51ZM65 176H67V178L65 179ZM84 176V175H83ZM119 176V175H118ZM121 176V175H120ZM123 176V175H122ZM125 176V175H124ZM143 176V175H142ZM149 176H151V175H149ZM158 176V175H157ZM156 176V177H157ZM214 176V175H213ZM87 177V176H86ZM175 177V175H173V178ZM197 177V176H196ZM195 177V178H196ZM204 177H206V176H204ZM204 177H202V179L204 178ZM226 177V176H225ZM225 177H223V178H225ZM234 177V176H233ZM4 178V179H3ZM2 178V180H5L6 178L5 177H3ZM55 178H58V179H55ZM84 178V177H83ZM88 178V177H87ZM119 178V177H118ZM124 178V177H123ZM151 178V177H150ZM166 178V177H165ZM183 178V177H182ZM185 178V177H184ZM190 178H192V177H190ZM214 178V177H213ZM220 178V177H219ZM219 178H218V180H219ZM231 178V177H230ZM52 179H54V181L52 180ZM137 179V178H136ZM153 179V178H152ZM156 179V178H155ZM193 179V178H192ZM191 179V180H192ZM199 179H200V177H199ZM208 179V178H207ZM209 179H210V177H209ZM1 180V179H0ZM7 180V179H6ZM61 180H59V181H61ZM149 180H151V179H149ZM169 180V179H168ZM167 180V181H168ZM177 180H178V178H177ZM183 180V179H182ZM206 180V179H205ZM204 180V182H207L208 180H206L205 181ZM45 181H47V182H45ZM49 181V182H48ZM58 181V182H59ZM61 181V182H62ZM199 181H203V180H199ZM60 182V183H61ZM62 182V183H63ZM70 182V181H69ZM146 182H148V181H146ZM145 182V183H146ZM158 182V181H157ZM169 182V181H168ZM193 182V181H192ZM197 182V181H196ZM242 182V181H241ZM60 183H59V185H60ZM61 183V184H62ZM143 182L141 181V184H142ZM159 183V182H158ZM167 183V182H166ZM178 183V182H177ZM195 183V182H194ZM193 183V184H194ZM209 183H212V182H209ZM234 183V182H233ZM65 184H66V182H65ZM155 184V183H154ZM173 184V183H172ZM191 184V183H190ZM202 184H203V182H202ZM205 184V183H204ZM213 184V183H212ZM235 185H236V183H234ZM241 184V183H240ZM79 185V184H78ZM78 185H77V192H84L85 190H88L89 188H86V187H84V188H81V187H78ZM178 185V184H177ZM214 185V184H213ZM212 185V186H213ZM232 186H234L233 184H231ZM80 186V185H79ZM152 186V183L151 182H148V184L146 185V186H144V187H142V188H140V193L143 195H145V192L146 191H150L151 190V187ZM170 186V185H169ZM185 186V185H184ZM191 186H192V184H191ZM195 186V185H194ZM199 186V185H198ZM216 187H217V185H215ZM214 186V187H215ZM220 186V185H219ZM222 186V185H221ZM113 187V186H112ZM173 187L175 188L176 186L175 185H173V186H171L170 188H171V190L173 189ZM200 187V186H199ZM206 187V186H205ZM215 187V188H216ZM223 187V186H222ZM231 187V186H230ZM248 187V186H247ZM50 188V187H49ZM76 188V187H75ZM116 188V187H115ZM114 188V189H115ZM178 188V187H177ZM176 188V189H177ZM182 188V187H181ZM237 188H238V186H237ZM237 188L235 189V190H237ZM245 188V187H244ZM112 189V188H111ZM180 189V188H179ZM208 189V188H207ZM239 189V188H238ZM251 189V188H250ZM175 190V189H174ZM186 190V189H185ZM198 190V189H197ZM200 190V189H199ZM244 190V189H243ZM243 190H242V193H243ZM111 191H114L113 189L111 190ZM169 191H170V189H169ZM176 191V190H175ZM175 191H172V192H174V193H176ZM182 191V190H181ZM209 191V190H208ZM216 191V190H215ZM34 192H36V193H34ZM168 192V190L167 191H164V192H162V191H160V193H156V194H153V195H147L146 196V198L145 199H147V197H148V200L146 201V200H144V198H143V202L145 201V202H148V201H150V202H148L147 204H145V203H141L142 204V206L143 205H146V206H144V207H149L150 206V204H151V206L150 207H152V208H155L156 206H158V204H159V202H158V200L159 199H163L165 196H167V193ZM180 191L178 190V194H180L179 193ZM183 192V191H182ZM235 192H237V191H235ZM139 193V194H140ZM170 193H171V191H170ZM205 193V192H204ZM206 193H208V192H206ZM241 193V194H242ZM38 194H40V199H39V197H38ZM68 194V193H67ZM70 194V193H69ZM201 194V193H200ZM215 194V193H214ZM252 193H250V195H251ZM41 195L43 196V198H41ZM172 195V194H171ZM219 195V194H218ZM236 195V194H235ZM86 196L87 195H85L84 197H85V199H86ZM169 196V195H168ZM174 195H172V196H169L168 197V199H170L171 200V198L173 197ZM180 196V195H179ZM184 196V195H183ZM63 197V196H62ZM67 197V196H66ZM114 197V196H113ZM176 197V196H175ZM177 197H178V195H177ZM180 197H182V193H181V196ZM202 197L204 198V196L202 195ZM213 197V196H212ZM68 198V197H67ZM179 198V197H178ZM177 198V199H178ZM200 198H201V196H200ZM243 198V197H242ZM259 198V197H258ZM55 199V198H54ZM64 199H65V196H64ZM64 199H62L61 200V202H63V203H65L66 201L64 200ZM166 199V198H165ZM167 199V200H168ZM176 199V200H177ZM205 199V198H204ZM204 199H203V201H204ZM214 199V198H213ZM255 199H257V198H255ZM259 199H261V198H259ZM68 200V199H67ZM134 200V199H133ZM136 200H137V198L134 200V202H136ZM169 200V201H170ZM173 200V199H172ZM171 200V202H175L176 200H173L172 201ZM57 201V200H56ZM101 201V200H100ZM102 201H104V200H102ZM118 201H119V199H118ZM194 201V200H193ZM211 201V200H210ZM252 201V200H251ZM251 201H249L250 203H251ZM36 202V203H35ZM77 202H79V200H75L74 201V199H73V201H72V206H75V204L77 203ZM87 202V201H86ZM106 202V204L108 203V201H105ZM105 202L103 203V204H105ZM130 202V201H129ZM134 202L132 203V207H133V205H134ZM168 202V201H167ZM198 202V201H197ZM205 202V201H204ZM203 202V203H204ZM207 202V201H206ZM215 202H217V201H215ZM46 203H48V205H46V206H44ZM58 203V202H57ZM96 203V202H95ZM95 203H92V204H95ZM102 203V202H101ZM169 203V202H168ZM198 203H200V201L198 202ZM249 203V204H250ZM91 204V205H92ZM103 204H101V205H103ZM105 204V206H107ZM100 205V202L98 201V203L96 204V205H93V206H90L88 203H86L85 205H83L82 206V211H84L85 213H87V215L89 214H92V215H95V216H101V215H103V212H105L106 213V209H105V206H101ZM127 206L129 205V204H126ZM131 205V204H130ZM129 205V206H130ZM148 205V206H147ZM203 205V204H202ZM204 205H206V204H204ZM252 204H250V206H251ZM124 207H121L120 209H119V207L117 208H115V209H112V211H111V213L110 214H112V217L115 219V220H117V219H119V220H121L120 218H122V220H123V218H124V220L125 221H130V220H132L133 218H135L136 217V214L133 212V210L131 209V207L129 208V206L126 208L125 207V205H123ZM137 206V205H136ZM185 206V205H184ZM254 206V205H253ZM104 207V208H103ZM149 207V208H150ZM177 207V206H176ZM245 207V206H244ZM249 207V206H248ZM257 207V206H256ZM255 207V208H256ZM45 208V209H44ZM103 208V209H102ZM152 208H150V209H152ZM172 208V207H171ZM180 208V207H179ZM182 208H183V206H182ZM188 208V207H187ZM258 208V207H257ZM105 209V210H104ZM175 209V208H174ZM247 209V208H246ZM250 209H251V207H250ZM252 209H253V207H252ZM104 210V211H103ZM109 210V209H108ZM111 210V209H110ZM136 210V209H135ZM168 210V209H167ZM170 210H172V209H170ZM176 210V209H175ZM186 210V209H185ZM239 210V209H238ZM227 211V210H226ZM253 211V210H252ZM257 212H258V210H256ZM110 212V211H109ZM136 212H137V210H136ZM174 212H176V211H174ZM177 212H178V210H177ZM181 212V211H180ZM203 212H206V211H203ZM227 212H229V210L227 211ZM230 212L231 213H233V211H231L230 210ZM239 212V211H238ZM241 212V211H240ZM250 212V211H249ZM254 212V211H253ZM222 213V212H221ZM246 213V212H245ZM256 213V212H255ZM254 213V214H255ZM156 214H157V212H156ZM167 214V213H166ZM166 214H161V218L160 217H158V216H160L159 214H157L156 216L159 218V219H157V221L158 220H160L159 222H160V224L161 225H163V226H165L166 224H167V222L170 220V219H168V215H166ZM205 214V213H204ZM206 214H207V212H206ZM238 213H236L235 215H237ZM242 214V213H241ZM250 214V213H249ZM253 214V213H252ZM257 214V213H256ZM1 215V214H0ZM163 215V216H162ZM173 215V214H172ZM176 215V214H175ZM239 215V214H238ZM155 216V215H154ZM155 216V218H157ZM171 216V215H170ZM231 216H234V213L233 214H231ZM1 218H0V220L3 218L2 217V215L0 216ZM149 217H150V215H149ZM147 218V219H149V220H151L150 218ZM235 217V216H234ZM236 217H239V216H236ZM235 217V218H236ZM254 217V216H253ZM5 218V217H4ZM81 218V217H80ZM132 218V219H131ZM155 218H153L152 219V221L151 222H153V221H155L156 219ZM170 218V217H169ZM240 218V217H239ZM238 218V219H239ZM244 218V217H243ZM248 218V217H247ZM146 219V220H147ZM175 219V218H174ZM173 219V220H174ZM187 219V218H186ZM237 219V218H236ZM237 219V220H238ZM3 220V219H2ZM11 220H15V224L14 225H11V226H9L8 225V223L11 221ZM44 220V219H43ZM148 220V221H149ZM230 220V219H229ZM231 220H233V219H231ZM235 220V219H234ZM240 220V219H239ZM148 221H146V224L148 223ZM153 222V223H155L156 225H158L159 224V222ZM50 222H52V221H50ZM170 222V221H169ZM174 223H175V221H173ZM172 222V223H173ZM177 222V221H176ZM241 222V221H240ZM243 222V221H242ZM47 223V222H46ZM149 223H150V221H149ZM148 223V224H149ZM152 223V224H153ZM158 223V224H157ZM171 223V222H170ZM171 223V224H172ZM238 223V222H237ZM236 223V224H237ZM5 224H7V226H5ZM93 224V223H92ZM147 224V225H148ZM155 224H154V226H155ZM159 224V225H160ZM242 224V223H241ZM176 225H177V223H176ZM239 225V224H238ZM43 226V225H42ZM84 226H86V225H84ZM171 226V225H170ZM180 226V225H179ZM45 227V226H44ZM81 228L83 227V226H80ZM88 227V226H87ZM123 227H126V225H124ZM81 228H79V226H78V230L79 229H81ZM90 228H91V226H90ZM155 228H156V226H155ZM171 228V227H170ZM174 228H175V226H174ZM174 228H171V229H169V227H167V232H169L170 230H172L173 229V231L174 232H172L173 234L172 235H175V236H179V239H180V241H182V242H184V243H187V245L186 246H188V244L190 245V249L191 250H195V248L196 247H201L202 246V244H204L203 246H206L205 245V243L208 245H212V246H217V244L219 245L220 243H222V242H226V240H228V239H226L225 237H223V236H220L219 238H216V239H214V241H213V238L210 240V237L208 238L207 236H206V239H205V237L204 238H202V237H198L197 236V234L195 235V234H193V233H191V230H189L188 232H186V233H181L179 230H180V228H179V230H174ZM189 228V227H188ZM192 228V227H191ZM194 228V227H193ZM44 229H46V228H44ZM92 229V228H91ZM90 229V230H91ZM177 229V228H176ZM186 229V228H185ZM68 230V229H67ZM85 230H87L88 232H89V227H88V229L85 227V229L84 228H82L81 229V231L83 232H85ZM184 230V229H183ZM42 231V230H41ZM45 231V230H44ZM47 231H49V230H47ZM54 231V230H53ZM81 231H79V232H81ZM193 231V230H192ZM49 232H51L52 233V230H50ZM166 232V231H165ZM50 233V234H51ZM198 233V232H197ZM222 233H224L223 231H222ZM34 234H36V236L38 237H36ZM48 233L46 232V235H47ZM167 235V234H166ZM35 237V239H33L34 237ZM42 236V235H41ZM213 236V235H212ZM48 237V236H47ZM46 237V238H47ZM37 238V239H36ZM161 238V237H160ZM171 238V237H170ZM34 240L33 242H31L32 240ZM43 239V238H42ZM41 239V240H42ZM159 239V238H158ZM40 240V239H39ZM40 240V241H41ZM45 240H47V239H45ZM152 240V239H151ZM171 240V239H170ZM197 240H200V242H199V244L201 243V242H203L202 244H201V246H196V242L194 243V241H197ZM230 240V239H229ZM38 241V240H37ZM38 241V243L40 244L41 242L42 243H44V239H43V241ZM231 241H233V240H231ZM230 241V242H231ZM235 241V240H234ZM233 241V243L234 244H230V243H226V244H228V251L230 250V252H235V253H237V254H239L240 256H250V257H253V259L255 258V254H256V252L253 250V248L252 247H250L249 245V247H247V246H243V245H241V244H239V243H235ZM12 242V243H13ZM18 242V243H17ZM23 242V243H22ZM31 242V244H29L28 245V243H30ZM47 242H48V240H47ZM150 242V241H149ZM155 242V241H154ZM45 243H46V241H45ZM39 244H37V246L39 245ZM223 244V243H222ZM225 244V243H224ZM35 244H33V246H34ZM174 245V244H173ZM36 245H35V249H37V248H39V246L37 247ZM40 246H41V244H40ZM43 246V245H42ZM46 246H48L47 244H45V247L43 246V249L44 248H46ZM176 246V245H175ZM202 246V247H203ZM22 247H24V244H23V246ZM37 247V248H36ZM192 247H193V249H192ZM195 247V248H194ZM29 248H31V247H29ZM42 248V247H41ZM40 248V250H42ZM141 248V247H140ZM144 248V247H143ZM154 248H155V246H154ZM175 248V247H174ZM186 248H188V247H186ZM33 249V248H32ZM172 249H173V247H172ZM196 249H198V248H196ZM258 249V248H257ZM256 249V250H257ZM260 249V248H259ZM38 250V249H37ZM115 250V249H114ZM121 250V249H120ZM120 250H118L119 252H120ZM124 250V249H123ZM157 250V249H156ZM176 250V249H175ZM199 250V249H198ZM201 250V249H200ZM209 250V249H208ZM261 250V249H260ZM263 250V249H262ZM174 251V250H173ZM204 251V250H203ZM203 251H201V252H203ZM259 251V250H258ZM205 252V251H204ZM151 253V252H150ZM164 253H165V248H164ZM167 253V252H166ZM200 253V252H199ZM260 252H258L257 254H259ZM212 254V253H211ZM261 254V253H260ZM92 255H93V253H92ZM138 255H140V254H138ZM137 255V256H138ZM174 255H177V256H175V258L176 257H178L179 256V254H175L174 253ZM255 255V256H254ZM141 256V255H140ZM140 256H138V257H140ZM257 256H259V255H257ZM109 257V256H108ZM136 257V256H135ZM135 257H133V258H135ZM142 257V256H141ZM140 257V258H141ZM180 257V256H179ZM228 257H230V256H228ZM264 257V256H263ZM87 258V257H86ZM132 258V259H133ZM185 258V257H184ZM196 258V257H195ZM244 258H247V257H244ZM257 258V257H256ZM78 259V258H77ZM138 260H141V259H139V258H137ZM179 259H181V258H179ZM191 259H193V257H191ZM210 259V258H209ZM225 259V258H224ZM250 259V258H249ZM262 259V258H261ZM260 259V260H261ZM131 260V259H130ZM134 260V259H133ZM135 260H136V258H135ZM135 260L132 262L133 264H138L137 262H135ZM137 260V261H138ZM163 260H166V259H164L163 258ZM183 260V259H182ZM186 260V259H185ZM258 260V259H257ZM262 260H264V258L262 259ZM261 260V261H262ZM106 261V260H105ZM132 261V260H131ZM143 261V260H142ZM141 261V262H142ZM170 261V260H169ZM187 261H188V259H187ZM259 261V260H258ZM261 261H259V262H261ZM108 262H110V260H108L107 262H104L105 264H107ZM135 262V263H134ZM139 262V261H138ZM152 262V261H151ZM162 262V261H161ZM160 262V263H161ZM180 262V261H179ZM182 262V261H181ZM190 262V261H189ZM264 262V261H263ZM263 262H262V264H263ZM84 263V262H83ZM101 264H103V262L101 261L100 262ZM100 263H98L97 262V264H100ZM131 263V262H130ZM143 263V262H142ZM170 263H171V261H170ZM174 263L175 264H178V263H176L175 261H174ZM173 262L171 263V264H174ZM184 263V262H183ZM194 263V262H193ZM111 264H112V262H111ZM139 264H141V263H139ZM144 264V263H143ZM151 264V263H150ZM154 264H156L155 263V261H154ZM185 264V263H184ZM196 264V263H195ZM229 264H231V263H229ZM261 264V263H260Z\"/></svg>", "mask_w": 264, "mask_h": 264}]
</instances>
